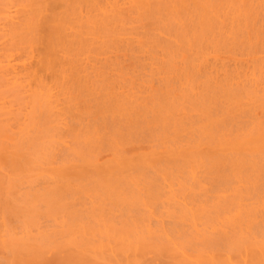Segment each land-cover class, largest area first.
Masks as SVG:
<instances>
[{
    "label": "rangeland",
    "instance_id": "obj_1",
    "mask_svg": "<svg viewBox=\"0 0 264 264\" xmlns=\"http://www.w3.org/2000/svg\"><path fill=\"white\" fill-rule=\"evenodd\" d=\"M18 1V2H17ZM36 1H37V3H36ZM46 1V2H45ZM57 1H59V2H57ZM81 0H79L78 1V3H77V0H74V1H70V0H50L49 2L47 1V0H39V2H38V0H0V22L2 21L1 20V17L5 14V10L4 9H7L9 6H11L12 4L14 5V9L15 8H17V9H15V11L13 12V13H15V14H17L18 16L21 14V16H19V18H16V20H15V25L16 26H14L13 25V23H9L7 26H5L4 28H2V24H0V62H1V66H2V62H4V61H2V60H6V62L5 63H3V65H6L5 67H0V108H1V111L0 112H2V113H5V114H0V128L1 129H3V128H5L6 129V131L7 132H3V131H0V143L1 144H3V143H5L3 146L0 144V156H4L5 157V159L4 158H2V160L4 159V161L5 162H7V157H9V155L11 156V154H13V156L16 154L17 155V153L18 152H20L18 155L19 156H21V158H24L25 160L27 159L29 162L31 161V160H33V159H31L30 160V158H33L32 157V155H36V154H38V152H39V150H38V152L37 153H35L34 154V152L37 150H35L34 148H35V146L34 145H36L37 146V144H38V141H40L41 143V145L40 144H38V149H40V148H42V147H44L45 145H46V143L45 142H43V141H48V143H47V145H50L52 142H53V140L55 141V142H57V143H55V144H57V145H59V143H58V141L60 140L59 138H60V136H63V138H64V136L66 137V139L65 140H67L68 142L70 141V143H74L75 144V146L77 145L76 143V139L75 140H72V138H74V137H72V136H74V135H77V137L78 136H86V135H88L87 137H90V138H92L94 135H95V133L97 134V135H95L94 137L96 138H92L91 140L93 141V139H95L93 142H97V141H99V140H101L104 136L106 137V136H108V139L109 140H107L105 137H104V139H102L101 141H99V142H97V144L100 146V144H101V146H102V150L100 149V147L97 145V144H95V143H93L92 141V143L90 144L89 143V146L88 145H86V146H84V149H88L87 151H89L88 153H90V155L93 153H95V155L97 156V155H99V153H101L100 155H99V157L97 156L96 158H95V155H93L92 154V156H94V160L96 161V162H98L97 163V165L96 166H92L91 167V171H90V173H91V175H87V177H89V181H91V178H93V177H91L92 175H93V171L95 170V172L97 171L100 175H101V177L102 176H104V172L105 173H107V172H111L112 173V168H114L115 167V170L117 169V167H118V169H119V163H120V158H119V155H117V153L116 152H118L119 153V151L120 150H122L123 149V151H121L123 154H125L127 157L129 156V158L131 157V159L133 160V162L135 163V160L136 159H138V160H136V162L138 163V161H141V160H139V159H142V161H148L149 160V158H150V160H152L151 162H153V163H150V165L151 166H154L153 167V169H152V167H147L148 166V164H149V162H147L145 165H147V166H145L144 167V169H143V166L141 167L140 166V164H138L140 167H141V169H140V167L138 168V165H136V163L135 164H133L132 166L133 167H135V165L137 166L136 167V169L138 168L139 170H144L142 173H141V171L139 172L138 171V169H137V171H136V169L135 168H132V169H127V170H130L129 172H131L132 174L130 175V173L128 172V171H126V169H121L120 168V171H122V170H124L123 172L124 173H126V174H124L123 176H121V174H123V173H121L118 169V171L117 172H115V170L113 169V173L111 174H107L108 175V177H109V175H112L113 177V179L112 178H110V179H108L107 180V178H106V180L108 181V184H111L110 186H111V188L114 190H112L111 189V193H109L110 192V188L108 189L106 186L108 185L106 182V180L104 179L105 177H102L103 179H104V186H105V184H106V186H105V189H103L104 187H102L101 185H103V183H101V177H100V175L97 173V178H95V179H98V177H100V181L98 182V180L96 181L95 180V182H94V178L92 179L93 180V182H92V185H94V189H96L92 194H91V192H90V195L88 194V192L89 191H87V189H88V187L86 186V183H85V187H87V188H84V187H82V189H80V186L82 185V184H80V183H83V182H85L86 180H88V178H86L85 177V175L84 174H82L81 176L83 177V175H84V177L86 178V179H82L83 180V182H80L79 183V180L77 181V183H76V178L77 179H81V178H78V177H76L75 175V179H69V181H67V179H66V181H64L65 180V178L67 177V176H72V175H68V174H70V173H72L73 174V172H74V169L77 171H79L80 169H83V167L82 168H79V169H77V168H73V171H72V169L71 168H69L70 169V171H72V172H70V173H68V170L69 169H67L66 171H65V173L67 174V176H65L64 175V173L62 174L61 173V171L59 170V168L57 167V165H61V163H62V161L64 162V161H66L65 159H67V156L69 157V159H67V161H74L73 162V164L74 163H76V164H78L79 165V163H81V161L80 160H82L83 159V157H82V155H79V154H77V153H74V155H73V153H72V158H70V154H68L69 152H67V150H68V148L69 147H72L74 144L72 143V144H69L67 141H65L64 143H63V145L65 144V143H67V144H65V145H67V146H61V144L59 145L60 147H56V145L54 144V146H55V148L53 147V146H45V148H46V150L47 149H49L48 150V153H47V151L46 150H44L43 149V151H45L47 154H48V156L49 157H51L52 155L54 156V159L51 161V159H49V158H47V159H49L48 161V163H49V167H46V166H48V163H45V164H47L46 166L44 165V162L43 161H46L45 160V158L44 159H42L41 158V156H42V154H41V156H40V153H42V150L40 149V152H39V154H38V158H40V159H42L41 161L43 162V163H38V162H40L39 160H37V159H35V161H36V163H37V165L38 164H40V165H43V166H40L39 168L42 170V168L44 167V169H46V168H51V171H52V173L54 172V173H56V175H57V179L58 180H56L55 178H52V179H49L48 177H49V175L48 176H45V177H47V179H48V181H51V182H48L47 180H46V178L44 179V175H47V174H45L47 171L48 172H51V171H49L48 169L46 170V172H45V170H43L42 171V173L41 174H39V173H37V172H39L38 171V169H37V176L35 175V174H33V176H32V180H34V179H37V180H35V182H36V184H34V182L32 183L31 181H30V183H29V181H25L24 179H26V178H28L29 176H30V173H33V172H35V170L32 172L30 169L31 168H34V167H32L31 166V163H33V162H35V161H31V163H30V173H29V175H27V173H26V175L24 176V177H26V178H24L23 179V181L21 180L22 178H23V176H20L21 177V181H22V183L25 185L26 183H28V185L26 184L25 185V187H23L24 185L22 184V183H19L20 182V180L17 178H15L14 177V175L12 174V171H14L15 170V168L17 167H14V165H18L19 166V168H21V167H23V171H24V173H25V171H27L28 172V170L26 169V168H29L28 167V164H26V166H24L25 165V160L24 159H21V161L20 160H17V162L16 163H18V164H12L13 165V167H14V170H13V168L11 169V164H10V162H12L13 161V159L14 158H17V159H19L20 157L17 155H15L16 157H13L12 159L10 158V162H9V167L10 168H8L7 169V167H8V165H7V163H6V166H5V162H1L0 161V242L1 243H3L2 245H0V264H9V260H11V262H13L15 259H16V255H19L20 254V252H18L17 253V249L19 248V247H21L20 245L22 244L23 245V243H25L26 241L27 242H34L35 241V239L36 240H38V239H40L41 237H47L48 235H50L51 234V237H58L61 233L63 234L64 232L66 233L67 231H65V230H69L70 229V226H75V224H76V219H78V218H75L74 217V214L73 213H78L79 211H77V209L78 210H80V209H83V210H80V214L78 213V215L77 216H79V217H81V211L83 212L85 209H86V211H88V212H85V213H89L90 212V214H88L89 216H86L85 215V217H92V216H90L93 212L94 213H96V214H94L93 213V215H95L94 216V218L92 217V219H94V221H97V223L96 222H94L91 218H88V219H83L84 218V216H82L83 218H81L82 219V222L83 221H85V222H87V223H85L84 222V224H87V226L88 225H90L89 227H101V225L102 224H104L103 225V227L106 225V227H109V225L110 226H112L113 224H116V225H114V228H118V227H122V230H127L126 229V224H127V228H128V230H134L133 228H132V226H129V224H130V222H132V217L135 215L136 217H133V219H135L134 221L136 222H134L136 225H138L137 224V221H139V222H141V220L139 219V220H136V219H138L139 217L140 218H143V217H141V215H144V214H148V213H150L151 211L153 212H151L150 214H151V216H152V218L150 219V214H148L147 215V217H145V222L142 220V222L143 223H146V225L149 223V225H150V222L153 224L152 226H154V228L152 229V226L150 227L151 229H150V231H152V230H155V231H153V233H155V232H157V234L158 233H160V231L162 232V229H159V228H164L165 230H163V233L165 232V233H168V234H171L172 235V232L171 231H173V230H175L176 231V233H174L173 235H177L178 237H179V239H181V241H183V242H185V243H187V246L189 245L190 247L192 246H195V245H200V244H205V242H206V240L209 238L210 240L209 241H211V238L214 236H216V234L214 235V234H210L211 236V238L210 237H208L206 240L205 239H203L204 238V232L202 231V229H204V228H202V225L201 224H198L199 226H201L200 227V229L198 228L199 226H196L197 224L193 221V219L192 218H189V216L190 217H192V215H193V212H194V210L196 211L197 210V208H198V204L199 205H201V207H202V205L204 204V206H206L205 208L204 207H202L203 209V211H202V213H201V211H199V213L198 214H196L195 212V214L193 215V216H196V215H198L199 217H202L203 215H204V213H207V211L208 212H210V210L212 209V205H214L215 203H217L218 201L220 202L221 200H219L220 198V196L222 195L223 197H222V200L224 201V199H228V198H230L229 196L227 197V192L224 194H222L221 192H223V191H217L218 193H220V196H218L217 195V193H216V190H217V188H219V186H217V185H220V183L218 184V182H222L223 180H221L222 178L221 177H219L218 175H222L223 173H222V169H225V170H223V171H226V172H224V174H223V176L224 175H226V177H227V174H225V173H227L228 171H230V172H232L231 171V169L230 168H233V167H230L229 168V165H230V162L229 161H227V160H230V161H232L230 158H232L231 156H233V158L234 159H238L239 157H238V155H242L243 154V152L244 151H242L241 153H235L234 151H232L231 153L232 154H228L227 155V151H226V149L223 147V146H220L219 147V150H218V146H216V152L218 153H216L213 149L215 148V146L214 145H217V144H215L214 143V145L212 144V142H214V141H212V136H211V133H208L209 131H207V130H205V128H204V126H203V123H202V118H203V116H200L201 117V121L198 119V117L199 116H197V118H196V114H198V115H202V108H203V105H202V103L203 102H200L199 100H203V98L205 97L204 96V94H203V96H202V94H199V93H201V92H204L202 89V91H199L200 90V87L201 86H203V84L201 85V83H202V81H200V76H197V78L199 79V80H196L197 78H195L194 77V73H193V68L194 67H192L191 66V56H190V54H191V52L193 51L194 52V50H189V51H186V52H182L183 54H181V55H183V56H181V55H179V56H181V58L179 59L178 57H176V58H173L174 59V61L175 62H173L172 60H170L169 61V59L171 58L172 59V57L171 56H165V57H163L161 54H159V53H154V54H152V55H154V56H150V55H144V54H141V53H138L137 52V50H136V47H137V45L135 44V43H127L126 44V47H113L114 46V44L115 43H117V42H111L112 40H110V41H108L109 39L108 38H105V37H100L99 39L97 38V41H98V43H96V45L95 46H92L91 47V45H89V42H91V40H88V38L87 37H89L88 36V33H87V28H83V26L85 27L86 26V24H85V20H88V17L90 16V17H92L91 15H93V14H96L97 12L94 10V7H93V3L96 1V0H89V2L91 3L92 2V4H90L89 2H88V0H83V1H85V3L83 2L82 4H79V3H81L80 2ZM4 2V3H3ZM14 2L16 3H18L17 4V7H16V5L14 4ZM41 2V5L39 4ZM45 2V3H44ZM51 2V3H50ZM9 3H11L10 5H8ZM20 3V4H19ZM49 3V4H48ZM67 3L68 4H72V5H67ZM75 3H77V5H74ZM4 4H7V5H5L4 6ZM53 6H52V5ZM65 5V6H62V5ZM84 4V5H83ZM90 5V6H88V5ZM126 4H127V6H126ZM32 5H34L33 6V9H31V7H32ZM57 7H55V6ZM61 5V6H60ZM67 5V6H66ZM80 5V6H79ZM49 6V7H48ZM72 6H74V7H72ZM28 7H30L29 9H28ZM41 7V8H40ZM63 7V8H62ZM81 7V8H80ZM124 7H125V14H126V18H127V20H128V22H130V23H128V26H134V27H137L138 29H140V27H142V28H144V29H140V30H145V29H149L150 27H152V25H151V23L149 22V20L148 21H146V19L145 18H143V19H138V18H136V15L133 13V10H132V7H131V5L129 4V3H125L124 4ZM47 8H49V9H47ZM50 8L52 9V10H50ZM65 8H66V10H65ZM80 8V9H79ZM86 8V9H85ZM91 8H93L92 10H91ZM130 8V9H129ZM22 9V10H21ZM54 9V10H53ZM56 9V10H55ZM69 9V10H68ZM70 9H72V10H70ZM77 10V12H78V14H79V12H80V14L78 15L77 13H73V11L74 10ZM128 9V10H127ZM32 10V11H31ZM33 10H34V12H33ZM47 10H49V11H47ZM64 10L66 11V13L64 12ZM126 10H127V12L129 11V14H127L126 13ZM132 10V11H131ZM23 11L24 12H27V13H25V14H23L22 15V13H23ZM54 13H53V12ZM81 11H83V12H81ZM95 11V12H94ZM22 12V13H21ZM31 12V13H30ZM50 12H52V13H50ZM69 12V13H68ZM86 12H88V13H86ZM89 12H91V13H89ZM70 13H72V14H70ZM84 13V14H83ZM51 14H52V17H51ZM63 14H64V18L66 19V17L65 16H67V15H70V16H67L68 18L70 17V18H72L73 16H74V20H75V22H73V19H69L70 21H72V22H70L69 20H68V22L66 23L67 25V30H65L64 29V31H65V33L67 34H65L64 36H66L65 38H63L64 39V41L61 43V44H59V45H55V43L53 42V40H54V38L52 37V32H53V27H54V25H55V23L57 22V18H58V20H60L59 22H62V20H61V16H63ZM74 14V15H73ZM87 16H86V15ZM262 14V13H261ZM58 15V16H57ZM130 15V16H129ZM47 16V17H46ZM54 16V17H53ZM79 16V18H77ZM82 16V17H81ZM133 16H134V18H133ZM28 17V18H27ZM31 17H33V18H31ZM48 17H49V19H51V20H49V22L51 21V23H49L48 22ZM51 17V18H50ZM20 18H23L24 19V22H23V19H20ZM36 18V19H35ZM43 18V19H42ZM56 20H55V19ZM63 18V19H64ZM132 18V19H131ZM30 19H32L31 21H30ZM34 19H35V21H34ZM78 19H79V22H78ZM261 18H259V21L261 22V20H260ZM20 20V21H19ZM44 20H45V22H47L48 24H50V25H48L47 23H45V25H43L44 23ZM47 20V21H46ZM137 21V23H136V21ZM56 21V22H55ZM64 21V20H63ZM83 21V22H82ZM139 21H140V23H139ZM20 24H19V23ZM66 22V21H65ZM64 22V23H65ZM149 24H148V23ZM77 23V24H76ZM133 23V24H132ZM18 24V25H17ZM32 24V25H31ZM70 24V25H69ZM80 24V25H79ZM136 26H135V25ZM149 26H148V25ZM260 23H258V25H259ZM29 25V26H28ZM47 25V26H46ZM80 27H79V26ZM140 25V26H139ZM11 26V27H10ZM14 26V27H13ZM24 26V27H23ZM26 26H27V28H26ZM40 26V27H39ZM41 26L42 27H44L45 29H43V28H41ZM48 26H50V27H48ZM148 26V27H147ZM20 27V28H19ZM36 27V28H35ZM39 27V28H38ZM70 27V28H69ZM74 27H75V29H74ZM147 27V28H146ZM258 27L259 26H255V28H254V26L252 27L253 28V30L251 29V26H249V28L247 29L248 31V35L247 36H250L251 38H252V41H254V39L256 40L257 38H256V36H258ZM19 28V29H18ZM51 28V29H50ZM48 29H50V30H48ZM257 29V30H256ZM250 30V31H249ZM25 31V32H24ZM27 31V32H26ZM46 31V32H45ZM52 31V32H51ZM69 31H72V32H70L69 33ZM75 31V32H74ZM77 31V32H76ZM47 32H49L50 33V35H49V33H47ZM28 33V34H27ZM32 33V34H31ZM73 33V34H72ZM252 34V35H251ZM49 35V36H48ZM77 35V36H76ZM79 35H83V36H80V37H78ZM49 37V38H48ZM73 37H74V39H73ZM84 37V38H83ZM86 37V38H85ZM44 38H46V39H44ZM53 38V39H52ZM68 39H70V40H68ZM76 39H77V41H76ZM83 39H85L87 42H88V47H87V45H86V47L85 46H82L83 44L82 43H79V42H82L83 41ZM72 40H74V41H76V42H78V45H77V43L76 42H74V41H72ZM85 40L83 41V43L85 42ZM105 40L106 41H108V43L110 42L112 45V47H111V49H108V45L109 44H106V43H104L105 42ZM70 41V42H69ZM47 43V47L45 46V43ZM52 42L54 43V44H52ZM73 42V43H72ZM48 43H49V45L50 46H48ZM100 43H102V44H100ZM13 44H15V45H13ZM31 44V45H30ZM102 45L103 47H104V50H106L105 52H104V50H103V47H102V49H100V47L98 46V45ZM105 44V45H104ZM248 44V43H247ZM54 45V46H53ZM78 47H77V46ZM117 45V44H116ZM115 45V46H116ZM134 45H136V47L134 46ZM44 46V47H43ZM77 48V50H76V48ZM43 47V48H42ZM48 47H49V49L51 50L53 47V51L51 50H48ZM52 47V48H51ZM56 47V48H55ZM62 49H61V48ZM90 47V49H88ZM93 47H95L93 50L94 51H92V48ZM98 47V48H97ZM132 49H131V48ZM244 48H245V45L243 46ZM242 47V48H243ZM42 48V49H41ZM44 48H45V50H44ZM57 48H59V50L57 49ZM73 48H75V49H73ZM83 48V49H82ZM87 48V49H86ZM110 48V47H109ZM133 48H134V52L132 51L133 50ZM138 48V47H137ZM88 50V51H84L83 52V50ZM116 49V50H115ZM118 49H119V51H118ZM226 49L227 48H223L222 49V51H220V50H218V51H216V52H214V54H213V52H211L210 54V56H207L208 57V59L210 60H212V61H215V60H217L218 62H225V60L227 59V58H229V59H233L234 61H228L229 59H227V61L225 62V63H227V64H229V63H232V65L231 66H233L234 67V63H236L237 62V60H236V58L237 59H240V60H245L244 62H246V64L247 65H252V63H253V60H255L256 58H257V56H255L254 58H252V57H250V56H248V55H246L247 57H245V55H239V54H236V55H234L233 54V52H231L230 51V49H227V51H226ZM33 50V52H29V51H32ZM61 50V51H60ZM65 51V52H68V53H65V52H63V51ZM73 50V54L72 53H70V51H72ZM99 50V51H98ZM109 50V51H108ZM136 50V51H135ZM50 51V52H49ZM55 51H60L59 53L58 52H56V53H58V54H56V53H54ZM108 51V52H107ZM121 51V52H120ZM195 51H196V49H195ZM223 51H225V52H223ZM8 52V53H7ZM9 52H11L10 54H9ZM51 52H53L55 55H57V58L59 59L58 60V64H61V65H57V59L55 60L54 59V63L53 64H51V65H47L46 66V63H45V61H42V60H40L41 58L44 60V56L46 55V53H51ZM107 52V53H106ZM110 52V53H109ZM115 52V53H114ZM221 52V53H220ZM5 53V54H4ZM33 53V54H32ZM72 54V55H70V54ZM89 53H91L90 54V58L89 57H87L88 55H89ZM117 53V54H116ZM119 53V54H118ZM127 54L128 56H129V54H131V55H134V57L133 56H130V57H128L127 55H122V54ZM129 53V54H128ZM227 53H229V54H227ZM11 54H12V57H11ZM13 54H15L14 55V57L17 59H15V61H14V58H13ZM45 54V55H44ZM67 55L68 54V56L70 57V56H73V57H70V58H74L73 60H70V58H69V60L68 61H66V62H68V64L66 63V62H64L66 59H64V58H68V56H65V55ZM78 54V55H77ZM84 54V55H83ZM85 54H87V55H85ZM93 54L94 55H96V57L95 56H93ZM189 54V55H188ZM225 54V55H224ZM4 55V56H3ZM5 55L7 56V57H11L10 59L12 60V61H14V62H12L10 59H9V61L8 62H10V64H12L13 66H8V62H7V60H8V58L7 57H5ZM9 55V56H8ZM33 55V56H32ZM44 55V56H43ZM54 55V58H56V56ZM64 55V57L62 58V56ZM82 55V56H81ZM116 55H117V57H116ZM118 55H119V57H118ZM122 55V57H120ZM138 55V57L140 58V60H139V58H137L136 56ZM139 55H141V56H139ZM143 55V56H142ZM185 55V56H184ZM209 55V54H208ZM215 55V56H214ZM219 55V56H218ZM238 55V56H237ZM2 56V57H1ZM76 56H78L77 58H76ZM84 56V57H83ZM86 56V57H85ZM110 56V58H108L107 59V57H109ZM111 56H113V57H111ZM125 56V57H124ZM154 57L153 59H155V60H152L150 57ZM213 56V57H212ZM240 56H242V57H240ZM60 57V58H59ZM104 58V59H101V58ZM136 57V58H135ZM142 57V58H141ZM145 57V58H144ZM155 57H157V60H159L160 58H161V62H156L157 60H156V58ZM184 57V58H183ZM216 57V58H215ZM218 57H220V61L218 60L219 58ZM243 57H245V58H243ZM248 57H250V59L248 58ZM27 58V59H26ZM75 58L78 60V61H76L75 60ZM83 58H85V61H84V59ZM89 58V60H87V59ZM114 58H116L115 60H114ZM117 58H120V59H117ZM121 58L123 59V60H121ZM145 60H144V59ZM164 58V59H163ZM169 58V59H168ZM189 60V61H186L187 59ZM213 58V59H212ZM223 58V59H222ZM225 58V59H224ZM235 58V59H234ZM252 58V59H251ZM62 59V60H61ZM64 59V60H63ZM97 59H99V60H97ZM105 59H107V62H106V60ZM136 59H138V61L136 60ZM147 59H150V60H147ZM176 59V60H175ZM179 59V63L177 62V60ZM184 59V60H183ZM186 59V60H185ZM95 60V61H94ZM115 61V62H113V61ZM119 60V61H118ZM142 60L144 61V62H142ZM147 60V61H146ZM183 62H182V61ZM236 60V61H235ZM248 60H250V62L252 61V63H250ZM21 61H26V62H28V65H26L27 63L26 62H21ZM56 61V62H55ZM62 61V62H61ZM102 63H101V62ZM103 61H104V63H103ZM135 61H137L136 63H134ZM166 61H168V63L166 62ZM184 61H186L185 63H184ZM18 62H20V64L18 65V66H20V70L18 69L19 67L17 66V63ZM34 62V63H33ZM38 62V63H37ZM44 62V63H43ZM90 62H91V64H90ZM93 62V63H92ZM117 62V63H116ZM140 62V63H139ZM149 64H148V63ZM151 62V63H150ZM156 62V63H155ZM170 62V63H169ZM14 63V64H13ZM34 65H33V64ZM40 63H41V65H43L42 67L44 68L45 67V71L44 70H42V67H41V65H40ZM56 63V64H55ZM81 63H82V65H81ZM120 63V64H119ZM184 63V64H183ZM9 64V65H10ZM16 64V65H15ZM23 65V67H22V65ZM81 66H80V65ZM88 64V65H87ZM93 64V65H92ZM106 65V66H109L108 68L106 67V68H104L103 66H101V70H100V68H98V65ZM108 64V65H107ZM116 64V65H115ZM122 64V65H121ZM123 64H125V65H123ZM132 64V65H131ZM134 64L137 66H135V70H134V68H133V66H134ZM139 64V65H138ZM141 64V65H140ZM146 64V65H145ZM169 64V65H168ZM182 64V65H181ZM24 65H26V66H24ZM55 65H57L56 67H55ZM74 65V66H73ZM78 65V66H77ZM87 65V66H86ZM90 65V66H89ZM95 65H97V66H95ZM100 65H99V67H100ZM147 65H149V66H147ZM171 65V66H170ZM250 65V66H251ZM54 66V67H53ZM64 67V69L62 68V67ZM91 67L90 68V70H86L87 69V67ZM114 66H115V68L116 69H114ZM117 66H118V68H117ZM140 66V67H139ZM145 66V67H144ZM152 66V67H151ZM176 66H179V67H176ZM182 66V67H181ZM187 67V69H186V67ZM6 67H10L12 70L14 69L15 71V75H16V73H17V75L15 76V77H13L12 75H14L13 74V72L12 73H6V71L5 72H3L2 70H7V68ZM25 67H26V69H25ZM59 67H61V68H59ZM75 67H77V68H75ZM83 69H82V68ZM89 67H88V69H89ZM99 69H97V68ZM102 67H103V69H102ZM112 67V68H111ZM126 67V68H125ZM131 67V68H130ZM141 67H143V68H141ZM150 69H153V70H151L150 72H149V68ZM173 69V70H175L174 68H176V70L175 71H177L180 67L182 68V69H179V72L177 71V72H173V73H175V74H173L172 72V75L170 76V74L171 73H168V72H170L171 71V68ZM16 68H17V70H16ZM50 68H53V69H50ZM79 68V69H78ZM95 70H94V69ZM124 70H123V69ZM133 68V69H132ZM140 68L141 69H143V71H141L140 70ZM156 69V71H155V69ZM169 68V69H168ZM190 68V69H189ZM191 68H192V70H191ZM58 69V70H57ZM76 69V70H75ZM118 69V70H117ZM127 69V70H126ZM163 69L167 72H164L163 71ZM184 69V70H183ZM57 70V71H56ZM63 70V71H62ZM78 70L79 71H82V74H79V73H81V72H78ZM108 70V71H107ZM187 70H188V72H187ZM10 71V70H9ZM44 71V72H43ZM77 71V72H76ZM87 71H91V72H87ZM113 71H115V72H113ZM141 71V72H140ZM153 71H154V73L156 72L157 73V75L155 76V74L153 73ZM162 71V72H161ZM191 71V72H190ZM84 72V73H83ZM94 74H93V73ZM104 72L106 73H108V75L106 74V75H104ZM113 72V73H112ZM130 72V73H129ZM134 72H135V74H134ZM162 74H161V73ZM53 73L55 74V75H53ZM59 73V74H58ZM67 73V74H66ZM76 73V74H75ZM89 73V74H88ZM91 73V74H90ZM99 73V74H98ZM137 73H139V74H137ZM143 73V74H142ZM144 73H146L148 76H150L149 74L151 73V75H153L154 74V81H153V76L151 77H148L147 78V76H144ZM178 73H182L181 74V76L183 77V75L185 76V77H183L184 78V81L186 80V82H188V80H189V82H190V80L192 81V86H190L191 85V82L189 83V85H188V83H186V82H183L182 80H181V76L178 74ZM184 73V74H183ZM188 75H187V74ZM191 73H192V75H191ZM5 74L8 76H5ZM12 74V75H11ZM22 74H24V75H26V77L24 76H22ZM45 74V75H44ZM61 74H63L62 76H61ZM85 74H87L86 76H85ZM110 74V75H109ZM121 74L123 75V77L121 76ZM145 74V75H146ZM160 74V75H159ZM167 76H165V75ZM169 75V77H168V75ZM177 74L179 75V77L177 76ZM59 77H58V76ZM68 75V76H67ZM84 75V76H83ZM91 75V76H90ZM93 75H95V76H93ZM125 75V76H124ZM135 75H138L139 76V78H140V75H142V76H144L145 78H144V81H143V79L141 80H139V79H137V77L135 76ZM159 75V76H158ZM3 78H2V77ZM9 76H11V77H9ZM57 76V77H56ZM67 76V77H66ZM89 76V77H88ZM106 76H110V78L109 77H106ZM126 76L128 77V78H126ZM130 76V77H129ZM141 76V78H143ZM164 76H165V78L167 79V78H171V77H174L175 78V80L173 79V78H171V81H170V83L168 84L172 89L170 90V88H169V86L168 87H166V85L167 84H165L166 82H168L169 80H165L164 79ZM176 76V77H175ZM187 76H190V78L188 77V78H186ZM37 77H39V79H37ZM48 77V78H47ZM92 77V78H91ZM94 77H95V79H94ZM116 77V78H115ZM131 77H133V78H131ZM158 78L157 79V81H156V79L155 78ZM159 77H161V78H159ZM192 77H194L193 79H192ZM10 78V80H8ZM14 78V79H13ZM17 78V79H16ZM54 78V79H53ZM56 78H58V79H56ZM68 78V79H67ZM113 79V80H111V81H109L110 79ZM130 78V79H129ZM146 78H147V80L149 79V82H147L146 81ZM150 78H151V80H152V82L150 81ZM165 80H163V79ZM178 78H180V81H182V82H180L179 80V82L180 83H178V81H177V79ZM5 81H4V80ZM22 79V80H21ZM24 79V80H23ZM39 81L40 80V82H38L37 80ZM41 79L44 81V82H47L50 86H51V84H52V86L50 87L49 85V88L48 87H46V86H44V89H47V90H50L51 89V91H52V93L56 96L54 99H56L57 98V96H59L58 94H60L61 96L62 95H64V96H60V98L58 99L60 102H61V104H58L59 102H57V100H56V103H54L55 105H58L57 107H59V106H61V108L59 109V111H62L61 109H63V107L64 108H66V109H63V111L65 110V112H63V113H67V111H68V113L67 114H63L62 112H57V107H55V108H53V109H51V111H53L54 112V114H53V112H51V111H49L50 110V108H47L48 107V105H47V107H45L44 105H42V98L40 97L39 98V93L40 92H42V91H44V89L42 88V89H40V86L38 85V84H40L41 83ZM53 79V80H52ZM67 79V81H65ZM76 79H78V80H76ZM91 81H90V80ZM99 79H101L102 81H104V83L101 81V84L104 86V84L106 83L107 84V86H106V84H105V86L108 88V90H107V92H106V88H105V86L103 87V89H102V87H101V85L100 84H98L99 82ZM106 79H107V81H106ZM123 79V80H122ZM172 79H173V83H172ZM13 80V81H12ZM16 80H19V84L16 82ZM22 81V83L24 84H22V85H20V82ZM52 80V82H49V81H51ZM56 80V81H55ZM57 80H59L58 82H57ZM86 80H89V81H86ZM96 80H98V81H96ZM122 81L123 82V84L121 83V82H117V81ZM126 80H128L129 82L131 81V83L129 84V82L127 81V84H125V82H126ZM161 80H163V81H161ZM194 80V81H193ZM24 81V82H23ZM36 81V82H35ZM94 81H96L97 83H95ZM116 81V82H115ZM136 81V82H135ZM156 81V82H155ZM158 81H161V82H159L158 83V85H157V82ZM198 81H200L199 83H198ZM13 82H15V83H17V84H15V83H13ZM44 82H42L41 84H43ZM68 82V83H67ZM76 82V83H75ZM90 82V83H89ZM114 82H115V84H114ZM140 82V83H139ZM143 82V83H142ZM174 82H177V85L174 83ZM27 83V84H26ZM46 83V84H47ZM55 83V84H54ZM57 83H60V84H57ZM67 83V84H66ZM69 83H75V85H73V84H69ZM80 83V85H78V84ZM95 83V84H94ZM111 83V84H110ZM114 85H113V84ZM135 83H138L137 84V86H136V84ZM146 83V84H145ZM163 83V85H161V87L162 86H164L165 85V87L166 88H169V89H167L168 91H166V89L165 88H163V90H165V91H163L162 90V88H160V86H159V84H162ZM182 83V85H184V87H180L179 88V85ZM40 84V85H41ZM45 84V83H44ZM43 84V85H44ZM45 84V85H46ZM61 84H63V86H61ZM77 84V85H76ZM81 84H82V86H81ZM117 84V85H116ZM121 84V85H120ZM133 84V86H130V85H132ZM142 84H144L145 86L146 85H148L147 87H148V90H150V92H151V89H152V93L153 94H155L156 93V91H157V94H163V96L162 97H160V96H154L152 93H148V90L146 89V87L144 86V85H142ZM171 84V85H170ZM179 84V85H178ZM188 86H190V87H192L190 90H189V87L187 88V85ZM198 84H200V85H198ZM73 85V86H72ZM100 85V86H99ZM172 85H175V86H172ZM234 85H235V83H234ZM234 85H233V87H234ZM238 85L239 84H236L235 85V87H234V91H235V88H236V86L238 87ZM17 86H18V88H17ZM42 86V85H41ZM54 86H56V89H55V87ZM60 86V87H59ZM76 86V87H75ZM77 86H78V88H77ZM81 86V87H80ZM84 86V87H83ZM91 88H90V87ZM136 86V87H135ZM143 88H145V89H143ZM152 86V87H151ZM179 89H181V90H183V92H184V90H185V92L184 93H182L181 94V92L180 91H176L178 88ZM52 87H54V88H52ZM99 87V88H98ZM119 87V88H118ZM124 87V88H123ZM128 87V88H127ZM130 87V88H129ZM131 87H133V88H131ZM139 89H138V88ZM141 87V88H140ZM174 87V88H173ZM176 87V88H175ZM196 87V88H195ZM240 87V86H239ZM238 87V88H239ZM57 88H61L59 91H58V89ZM72 88H74L73 90H72ZM75 88H76V92L74 91L75 90ZM85 88H86V91H85ZM95 88V89H94ZM97 88H98V90H97ZM111 88H114V89H111ZM120 88H122L121 90H119ZM137 88V89H136ZM154 88V89H153ZM199 88V89H198ZM201 88H203V87H201ZM221 88V87H220ZM220 88H217L216 90H215V92H216V94H219V93H217V91L220 89ZM262 88V87H261ZM261 88H259V90H258V92H257V96H256V102H254L255 101V99L254 100H252V99H249V98H247V97H244V96H242V95H239L240 97H237L235 94H237L239 91L238 90H240V88L239 89H237V91H235V92H237V93H235V94H233V96H232V98H231V100H229L228 99V97L227 96H225L224 95V93H223V95L225 96V97H223L222 96V94H219L218 96H216V98L214 97V95H212L214 92H211V91H209L208 92V96L206 95V97L205 98H207L206 99V102H207V100L209 101V103L211 102V107L213 106L212 104H214V106H213V108L212 109H214L213 111H222V113L224 114V116H225V118L227 119H225L224 118V116H223V114L222 113H220L222 116H223V127H225V134H226V136H227V138H229V140H234L236 137H237V134H239V132L240 133H242V130L243 131H245V130H247L246 128V124H247V120H252V124L250 123V122H248V125H250V126H248V129L250 128V127H252V126H254V125H256V122L254 123L253 121H256L255 119L257 118V125L259 124L260 125V123L261 124H263V121H264V108H262V107H264V97L261 99V101H260V97L258 96L259 95V91L261 90ZM81 89H83V90H81ZM88 89V90H87ZM90 89V90H89ZM105 89V90H104ZM115 89H116V91H118V92H116L115 91ZM118 89V90H117ZM126 89V90H125ZM127 89H132V91L131 90H127ZM156 89H158L159 91H161V93L158 91V90H156ZM161 89V90H160ZM197 89H198V91H197ZM225 89V88H224ZM38 90H40L39 91V93H37L38 92ZM55 90V91H54ZM57 90V91H56ZM70 90H72V91H70ZM80 90V91H79ZM105 92H104V91ZM139 90V91H138ZM141 90H144L143 91V93H142V91ZM172 90H175L176 91V93H174L175 91H172ZM191 91L192 90V95L191 96H194V102L192 101H190V98L191 97H188L187 95L188 94H191V92H189V91ZM195 92H198V94L197 93H195ZM63 92V94L62 93H59V92ZM69 91V92H68ZM79 93H78V92ZM91 91V92H90ZM101 91V92H100ZM102 91L104 92V93H102ZM120 91H124V92H121V93H119ZM128 91V92H127ZM129 91H131V92H129ZM141 91V92H140ZM172 91V92H171ZM221 91V90H220ZM262 92H264V89L262 88V90H261ZM35 92L37 93L36 95H38V97L36 98L35 96ZM83 92V93H82ZM114 92H116V93H114ZM136 92V93H135ZM137 92H140V93H137ZM146 92H147V94H146ZM155 92V93H154ZM159 92V93H158ZM163 92H167V93H169V95H170V97L172 98V96L174 97V95H171V93H173V94H176L175 95V97L174 98H179V99H177L180 103V106H182V111H180L178 114H180V115H178L174 110V112H173V115H175V119L170 115V113H168V116L167 115H164V113L166 114V112H165V110H168V108L166 109H164V113H163V109H161L162 111H159V106L160 105H162V103L163 102H165L163 99L164 98H168L169 96H168V94H166V97H164V94L165 93H163ZM222 92H223V90H222ZM34 93V94H33ZM65 93V94H64ZM97 93V94H96ZM105 93H107V94H105ZM129 93V94H128ZM134 93H135V95H134ZM179 93V94H178ZM57 94V95H56ZM67 94V95H66ZM84 94H86L87 95V97H86V95L83 97H81L80 95H84ZM93 94V95H92ZM109 94V95H108ZM113 94V95H112ZM123 95L124 97H125V95H126V99L128 100V99H130L131 100V102L129 103V105L131 104V105H134L135 104V106H136V101L137 100H134V99H136V97L135 96H137V99L138 98H140V96H141V100H139L138 102H137V107H139L140 108V104L139 103H141L142 105H141V108L138 110H136V108L135 109H133L134 107L132 106H130V108H129V106H128V102L126 103L127 105H125L128 109H126V108H123L122 106L120 107V105H121V103L122 102H118L117 101V97L118 98H120V99H122V100H124L125 98L123 97V96H119V95ZM125 94V95H124ZM130 94H133V96L131 95L130 96ZM138 94V95H137ZM157 94H155V95H157ZM161 94V95H162ZM196 94V95H195ZM215 94V93H214ZM261 94L262 93H260V96H261ZM25 95H27V96H25ZM29 95H31L32 97H30ZM73 95H75L74 97H73ZM79 95V96H78ZM102 95H104V96H102ZM108 95V96H107ZM140 95V96H139ZM145 95V96H144ZM151 95V96H150ZM198 95H200L202 98L200 99V96L199 97H197ZM210 95H212V98H211V96ZM23 96H25V97H23ZM77 96L79 97V98H77ZM107 96V97H106ZM153 96H154V98H153ZM209 96H210V98H209ZM262 96H264V93L262 94ZM67 97H68V100H67ZM74 98L73 100L72 99H70V98ZM104 97V98H103ZM133 97V98H132ZM148 97V98H147ZM152 97V99L154 100H152V99H150V98ZM161 99V103H160V105L158 106V104H159V102H160V99ZM164 97V98H163ZM169 97V98H170ZM183 97H184V99H183ZM219 97V98H218ZM221 97V98H220ZM257 97H258V100H257ZM62 98H63V100H65V101H63L62 100ZM65 98V99H64ZM91 98V99H90ZM92 98H93V100H92ZM143 98H147L145 101H144V99ZM186 98H188L189 100H188V102H191V103H188L187 102V100H186ZM196 98H199V100H197ZM209 98V99H208ZM226 98V99H225ZM37 100V101H35V100ZM79 99H80V102L81 103H79ZM83 99L85 100V103H83L82 101H83ZM89 99V100H88ZM108 99V100H107ZM110 99H112V100H110ZM125 99V100H126ZM132 99L135 101V103H134V101L132 102ZM150 99V100H149ZM159 100V101H157V100ZM165 99V100H166ZM192 100H193V97L191 98ZM40 100V101H39ZM70 100H72V101H74V102H70ZM104 100V101H103ZM124 100V101H125ZM143 100V101H142ZM149 100V101H148ZM168 100V99H167ZM170 100H172V99H170ZM169 100V102H167L168 103V105H166V107H171L172 109H173V106H171V105H169V103H171V101ZM185 102H184V101ZM220 100H221V103H222V105L221 104H219V107H220V105H221V107L222 108H224V110L220 107V110H219V107H218V103H220ZM225 100V101H224ZM233 100H234V102H233ZM5 103H4V102ZM29 101H31V103H30V105H29ZM90 101V102H89ZM92 101V102H91ZM109 101V102H108ZM129 101V100H128ZM146 101H148V103L150 104V101H153L152 103H155V104H152L151 103V105H152V108H153V113L151 112L152 110V108L150 107L151 105H147L145 102ZM158 102V104H157V102ZM183 101V102H182ZM201 103V105H200V103ZM224 101V102H223ZM231 101V102H230ZM238 101L239 102H241L240 104L238 103ZM40 102H41V104H40ZM104 102V103H103ZM144 102V103H143ZM188 103V104H184V103ZM217 103V105L215 106V103ZM233 102V103H232ZM249 102V103H248ZM65 103V104H64ZM69 103H72V104H69ZM76 103H79V105L78 104H76ZM87 103V104H86ZM98 103H99V105H102V106H99V107H97L98 106ZM102 103V104H101ZM108 103H110L109 104V106H110V108H109V106L107 105ZM113 103V104H112ZM134 103V104H133ZM166 103V104H167ZM181 103H183L182 105H181ZM193 103V104H192ZM208 103V104H209ZM244 103H245V105H244ZM253 103H254V105H253ZM260 103V104H259ZM3 104H4V107L6 108H4L3 107ZM33 104H35V105H33ZM40 104V105H39ZM46 104V103H45ZM63 104V105H62ZM81 104V105H80ZM116 104V105H115ZM119 104V105H118ZM144 104V105H143ZM230 106H229V105ZM259 104V105H258ZM263 104V105H262ZM42 105V106H41ZM73 105V107H74V109L77 107L78 109H75L74 110V112H72L73 111V108H70L69 106H72ZM75 105H78V106H75ZM91 105V106H90ZM106 105V106H105ZM113 105H115V106H113ZM147 105V106H146ZM154 105V106H153ZM164 105V104H163ZM186 105H189V108L187 109V106ZM194 105V106H193ZM235 105H236V107L238 108V110L236 109V108H234L235 107ZM239 105V106H238ZM243 105V106H242ZM252 105V106H251ZM258 105V106H257ZM33 106V107H32ZM66 106V107H65ZM68 106V107H67ZM83 106V107H82ZM108 106V107H107ZM113 106V107H112ZM144 106V107H143ZM146 106V107H145ZM251 106V107H250ZM254 106V107H253ZM3 107V108H2ZM24 107V108H23ZM26 107V108H25ZM103 107V108H102ZM105 107V108H104ZM111 107H112V109H111ZM115 107V108H114ZM150 108V110L151 111H148L149 110V108ZM160 107H162V106H160ZM164 107V106H163ZM192 107H194L192 110H194V109H196V111L194 112H192V110H190ZM215 107V108H214ZM217 107V108H216ZM234 108V110H233V108ZM241 107V108H240ZM243 107V108H242ZM257 107H259V108H257ZM262 109H261V108ZM7 108H8V110H7ZM37 108V109H36ZM47 109V111H49V113L45 110V109ZM99 108V110H97ZM102 108V109H101ZM107 108H108V111H107ZM119 108H122V109H119ZM144 108H148V109H144ZM198 108V109H197ZM229 108V109H228ZM254 108V109H253ZM2 109H5V110H2ZM33 109V110H32ZM46 111V112H44V110ZM56 109V110H55ZM68 109V110H67ZM101 109V110H100ZM117 109V111H115ZM120 111H119V110ZM123 109H124V111H123ZM126 109V110H125ZM133 109V110H132ZM147 110L149 113H143V111L144 110ZM216 109V110H215ZM235 109H236V111H235ZM258 109H261V110H258ZM7 110V111H6ZM9 110H10V112H11V114H7V112L9 113ZM32 110V111H31ZM67 110V111H66ZM85 110L87 111V114H90L89 116V118H88V116H87V114H84L85 113ZM110 110V111H109ZM135 110V111H134ZM143 110V111H142ZM154 110L155 111H158V112H160V113H162L161 114V118H162V116H165V118L163 117L162 119H164V122H163V120H161L159 117H158V119H157V117L155 116L154 117ZM198 110H200L199 112H198ZM6 111V112H5ZM77 111V112H76ZM102 111V112H101ZM107 113H106V112ZM111 111H114V112H116V113H114V112H111ZM137 111H138V113L140 112L141 114H137V115H132V114H136L137 113ZM172 111V110H171ZM170 111V112H171ZM178 111V110H177ZM185 111L186 112H188V113H185ZM220 111V112H221ZM235 111V112H234ZM252 111V112H251ZM259 111V112H258ZM24 112H25V114H24ZM32 112H34V114L32 113ZM69 112H72V114H70ZM80 112H82L81 113V115L80 114H77L78 116H84V118H85V115H86V118H87V120L86 119H82V120H84V121H79V119L78 118H82V117H78L77 118V115H76V117H74V115L73 114H75V113H80ZM91 112V113H90ZM96 112V113H95ZM110 112V113H109ZM130 112V115L131 116H129L128 117V113ZM132 112H134V113H132ZM168 112V111H167ZM192 112V113H191ZM256 113L255 114V116H257V117H253V118H251L252 117V114H253V116H254V113ZM263 112V113H262ZM20 113H23V114H21L20 115ZM31 113V114H30ZM58 113V114H57ZM232 113V114H231ZM241 113V114H240ZM243 113V114H242ZM248 113H252L251 115L250 114H248ZM7 114V115H6ZM16 114V115H15ZM30 114V116H28ZM66 115L64 118H65V120L64 119H62L63 120V127H62V125H59L58 124V119L59 118H63V116L62 117H60V116H58V115ZM109 114V115H108ZM111 114H113V115H111ZM119 114V115H118ZM142 114L144 115V117H146L147 116V118H141L140 116H142ZM147 114H149V116L147 115ZM158 114V116L160 115L159 113H157ZM156 114V115H157ZM182 114H184V116L185 115H187V116H185V117H183V119H178V117L179 118H181V115ZM229 114H231V115H229ZM259 114H261L260 116H258ZM32 115V116H31ZM34 115V116H33ZM55 117H54V116ZM105 117H104V116ZM123 115V116H122ZM138 115H140V116H138ZM146 115V116H145ZM175 120V121H177V119L178 120H180V123L182 122V124H183V126H182V124H181V128H179L178 126L180 125V124H178L179 122H176L175 123V121L171 118V121H169L170 120V116ZM176 115H178L177 117H176ZM192 116L193 115V118L194 119H192V121H194L195 119V121L194 122H196V121H198L199 123H196V124H194V123H192L191 122V120L189 121V122H186L185 123V121H187L188 119H191V117L190 116ZM242 115V116H241ZM249 115V116H248ZM18 118H17V117ZM52 116V118H50ZM58 118H57V117ZM101 116H103L102 118H103V120L100 118ZM109 116H111V117H113L112 118V121L114 122H112L111 121V119H110V117ZM137 116L138 118H136L135 119V117ZM166 116L168 117V118H166ZM227 116H229V117H227ZM232 116H233V118H232ZM236 116V117H235ZM243 116H245V117H247V118H244ZM10 117V118H9ZM31 117L33 118V119H31ZM122 118V119H120V120H118L119 118ZM128 117V118H127ZM132 117V118H131ZM150 117V118H149ZM230 117L232 118V120L230 119ZM238 117H240L239 119H237ZM242 117V118H241ZM30 118V119H29ZM57 118V119H56ZM67 118V119H66ZM149 118V119H148ZM235 118H236V120H235ZM20 119V120H19ZM115 119H116V121H115ZM124 119H125V122H124ZM130 119V120H129ZM131 119H132V121H131ZM142 119V120H141ZM148 119V120H147ZM159 119L163 122H159ZM167 119V121H165ZM169 119V120H168ZM234 119V120H233ZM32 120H35V121H32ZM49 120H54L53 122H50ZM58 120V121H57ZM77 120H78V125H77ZM109 121V124H111V125H109L108 124V121ZM135 120H136V122H135ZM143 120H144V122L145 121H147L146 123H147V125H148V127L144 124V123H142L143 122ZM227 121V126H229V124H231V122H232V126L230 127H228L227 128V126L225 125V123H226V121ZM231 120V121H230ZM241 123V125H240V128L242 127V129H239V126H238V121ZM241 120H243V122L241 121ZM244 120H246L247 122H246V124H245V122H244ZM259 120V121H258ZM47 121H49V122H47ZM101 121V122H100ZM105 121V123H107V124H104L103 122ZM119 121V122H118ZM121 121V122H120ZM129 121V122H128ZM150 121H151V123H150ZM153 121L156 123H153ZM169 121V122H168ZM174 121V122H173ZM228 121H229V123H228ZM237 121V122H236ZM68 122V123H67ZM81 122V123H80ZM84 122V123H83ZM111 122V123H110ZM115 122H116V124H115ZM135 122V123H134ZM139 124H138V123ZM159 122V123H158ZM170 122L171 123H174L175 124V126L176 127H174V125L173 124H171V125H173V126H171L170 125ZM32 123H33V126H31L32 125ZM51 123V124H50ZM55 123H57V124H55ZM64 123L66 124L65 126H64ZM85 123H87V125H82V124H85ZM89 123L91 124L90 125V127L92 128V125H96V126H94V127H97V128H94V129H96V130H94V129H92L93 131H95V133L93 134L92 132V130H91V128L89 127ZM114 125H113V124ZM118 123H119V125L120 126H122L123 127V129H122V127H116L117 125H118ZM133 123V124H132ZM160 123L161 124H164V123H166V124H168L169 123V125H168V127L170 128H167L166 126V129H168V130H170V132H172V133H167L168 135L167 136H169L170 134L172 135L173 133H174V135H172V136H170V137H166V135H165V137L163 136H161V134L159 133V131H163V130H166L165 129V127H164V129L162 128L163 127V125H160ZM190 124V125H193V126H188V125H186V124ZM239 123V124H240ZM245 124L244 125V127H243V124ZM250 123V124H249ZM3 124V125H2ZM62 124V123H61ZM81 124V125H80ZM102 124H103V126L105 125V129H106V131H104L103 130V127L102 128H100V125L102 126ZM127 125V124H130L134 129H132L129 125H127V126H125V125ZM134 124H138V125H140L141 126V128L140 127H137L136 126V128H137V130H135V126H134ZM143 124H144V126H143ZM154 124V125H153ZM198 124V125H197ZM234 124V125H233ZM76 125V127H78V128H76V129H74V126ZM124 125V126H123ZM161 126V128L163 129H159V131H158V127L157 126ZM184 125H186V127L187 128H184V131L183 130H181L183 127H184ZM197 125V126H196ZM199 125H201V128H199L198 126ZM3 126V127H2ZM49 126V127H48ZM54 127V132H52L51 131V128L53 129V127ZM85 126V127H84ZM88 126V127H87ZM112 126V127H111ZM114 126H115V128H114ZM129 126V127H128ZM146 126V127H145ZM152 126H153V128L155 129L156 128V130H157V132L159 133H157L156 132V130H154L153 128H152ZM26 127H27V129H26ZM48 127V128H47ZM60 128V129H63V130H61V131H56L57 129L56 128ZM80 127V128H79ZM143 127H145V128H143ZM155 131H153V130H151V128ZM174 129H176V128H179V129H176V130H174ZM234 127H237L236 129H233ZM38 128V129H37ZM73 128V129H72ZM83 128H85L84 129V131L86 130L87 132H88V129H90L91 130V133L93 134H91V133H87L86 131L83 133V132H81V130H83ZM111 128H114V131L112 132V130H111ZM120 129V132L118 133V131L117 130H119ZM126 128H128V129H130V130H128V129H126ZM144 129V131H142V132H140L141 130H143ZM146 128H149L150 129V131L148 130V129H146ZM189 128V129H188ZM196 128H198L197 129V131H199L200 130V133L201 134H198V132H196V130H194V129H196ZM217 128H221V127H217ZM230 128L231 129H233L232 131L230 130ZM10 129V130H9ZM42 129L44 130V129H46V130H44L45 131V133L43 134V132H42ZM48 129H50V130H48ZM60 129H58V130H60ZM101 129V130H100ZM124 129L126 130V132H124ZM141 129V130H140ZM185 129H188V130H185ZM203 129L207 132H205V134H204V131H203ZM238 129V130H237ZM14 132V133H9V132H12V131ZM38 130H39V132H38ZM69 130H72L73 131V133H72V131H69ZM97 130H100V131H97ZM145 130H146V134L147 135H145ZM148 130V131H147ZM181 130V131H180ZM214 130H216V132L215 131H213V132H215V137L217 136L216 134L218 133V131L219 130H217L216 128L214 129ZM228 130V131H227ZM234 130H237L238 132H236V131H234ZM241 130V131H240ZM9 131V132H8ZM36 131V132H35ZM49 131H51V132H49ZM77 131V132H76ZM79 131V132H78ZM112 133H111V132ZM133 131V132H132ZM134 131H135V134L137 135V136H139V137H141V136H145V139H147V138H149V136H151L153 133H155V134H153V136H151L150 137V140H151V138H152V143L150 144L149 143V141H147V140H145L144 139V137H143V139L142 138H140V139H136V138H134L133 137V135H134ZM137 131H139L138 132V134L136 133ZM152 131H153V133H152ZM179 133H178V132ZM230 131V132H229ZM1 132L3 133V135L1 134ZM35 132V133H34ZM41 132H42V136H41V138H40V135H41ZM47 132V133H46ZM49 132V133H48ZM57 132H59L58 134H57ZM83 133V135H81V133ZM104 134H103V133ZM110 133V134H108V133ZM114 132L116 133V135L114 134ZM122 132V133H121ZM128 132H131V133H133V134H128ZM164 132V134H166L165 133V131H163ZM169 132V131H168ZM175 132L177 133L176 135H175ZM185 133V135H186V137H188V138H186L185 136H183V133ZM189 132H190V135L189 136H187V134H189ZM194 132H196L195 134H194ZM212 132V133H213ZM233 134H232V133ZM235 132V133H234ZM16 133H17V135H16ZM20 133V134H19ZM38 133V134H37ZM53 133H55L57 136H59V138L54 134V136L55 137H57V140L58 141H56L55 139V137L53 136L52 137V135H53ZM65 133H67V134H65ZM70 133H72V134H74V135H72V136H69L70 135ZM80 133V134H79ZM102 133V134H101ZM107 133V134H106ZM123 134V135H121V134ZM152 133V134H151ZM187 133V134H186ZM230 134V137L228 136L229 134ZM13 134V135H12ZM24 134H25V136H24ZM28 136H27V135ZM45 134H46V136H45ZM48 134L52 137V142L50 141V139L51 138H48ZM85 134V135H84ZM101 134V135H100ZM156 134H158V137L159 138H165V139H161L162 141H160V140H158V137H157V135ZM210 134V135H209ZM228 134V135H227ZM235 134V135H234ZM110 135H112V136H110ZM125 135V136H124ZM127 135V136H126ZM136 135H134L135 137H137ZM161 137H160V136ZM179 136L180 135V137L178 138V137H176V136ZM193 135V136H192ZM196 135H198V136H196ZM200 135H202L203 136V139H200V137H202V136H200ZM209 135V136H208ZM22 136V137H21ZM35 136H37L38 138H39V140L37 141L36 140V143L35 142H33V140L34 139H37V137L36 138H34ZM109 136H110V138H109ZM148 136V137H147ZM183 136V138L182 139H187V143L189 144H191V142H193L192 144L193 145H190V147L191 148H188V150H187V148H185L186 150H184V146L187 144L186 143V141H184V140H181L180 138ZM197 138V140L195 139V137ZM206 136V137H205ZM236 136V137H235ZM18 137V138H17ZM26 137H28L29 139L30 138H32V139H30L31 140V142L29 143L28 142V140H27V138ZM44 137H46L45 139H43ZM70 137H72V138H70ZM76 137V136H75ZM76 137V138H77ZM138 137V138H139ZM147 137V138H146ZM155 137H157V140H155L156 138ZM193 138L194 137V139L192 140L191 138ZM208 137H211L210 138V140H211V142L208 140ZM233 137V138H232ZM20 138H22V139H20ZM23 138H24V142L26 141L27 142V144L26 143H22L21 144V142L23 141ZM34 138V139H33ZM114 139V141H113V139ZM119 138H120V141H119ZM121 138H123V139H121ZM131 140H130V139ZM170 138V140L172 139V141L174 142V140H175V144L177 145V143H178V145H179V142H183V143H185L184 144V146L182 145V142H181V146L183 147V149L182 148H180L179 146H177V147H179L178 149L179 150H181V151H176L177 150V148H175L174 150L176 151H174L175 152V154H176V156L178 157V155H179V157H178V160H177V158H176V160H175V154L174 155H172V156H174V159H172V160H169V158H173V157H170L171 156V154H173L174 152H172L171 154L167 151L168 149H166V148H170V149H172V146L173 147H175V145H174V143H172L171 145L172 146H170V147H165L166 145L167 146H169L170 144H169V141L170 140H168ZM173 138H174V140H173ZM178 138V139H177ZM189 138L191 139V142L189 141ZM200 139V141L202 140V142L201 143H203V146H201V143L199 142V139ZM17 139H18V142H17ZM26 139V140H25ZM99 139V140H98ZM135 139V140H134ZM176 139H177V141H179V142H176ZM181 141H180V140ZM29 140V141H30ZM103 140H105V141H103ZM118 140V141H117ZM127 140V141H126ZM129 140V141H128ZM140 140L142 141V142H140ZM144 140V141H143ZM206 140V141H205ZM49 141H50V143H49ZM60 141H63V139H62V137H61V140ZM59 141V142H60ZM106 141H107V143L109 144L110 143V145H113V148L111 147L110 148V145H109V147L108 148H105L107 151H104L105 149H104V145H105V143H106ZM122 141H126L125 143L124 142H122ZM133 141H134V143H133ZM156 141V143H154ZM157 141H159L158 143L159 144H161L162 142L163 143H167V144H163L162 146L161 145H159V150H157L158 152H156V149H157V147H158V144H157ZM189 141V142H188ZM198 143H197V142ZM15 142H16V144L17 145H15L14 147H12V149L13 150H11L10 148V145L12 144V145H14L15 144ZM101 142V143H100ZM120 142H122V144L120 143ZM131 142L133 143L132 145H131ZM138 144H137V143ZM151 142V141H150ZM34 143V145H32ZM42 143H43V145H42ZM45 143V144H44ZM112 143V144H111ZM126 143H127V145H126ZM8 144H10V145H8ZM21 144V145H20ZM26 144V145H25ZM93 144V145H92ZM95 144V145H94ZM108 144H106V147H107V145ZM120 144H121V147H120ZM130 144V145H129ZM150 144V145H149ZM154 144V145H153ZM169 144V145H168ZM197 144V145H196ZM19 145V146H18ZM28 145H29V148H27L28 147ZM51 145H53V143L51 144ZM70 145V146H69ZM93 147V146H95L94 147V149H89L88 147H90L91 148V146ZM98 147H97V146ZM124 145L125 146H127V147H124ZM151 145H153V146H151ZM157 145V146H156ZM165 145V146H164ZM189 145H187V146H189ZM194 145L197 147L198 145H200L199 147H197V148H194ZM212 145V146H211ZM2 146V147H1ZM4 146H6L5 147V149L7 148V150H5V149H3V147ZM7 146H9V148L7 147ZM23 148V150H22V148ZM34 146V147H33ZM83 145H81V147H82ZM116 146H118V147H116ZM155 146V147H154ZM165 147V149H164V147ZM214 146V147H213ZM21 148V151H20V148ZM49 147V148H48ZM50 147H51V149L53 148V150L54 151H52V152H50ZM63 147V148H62ZM64 147H66L67 149H66V152H65V149H64ZM74 147V146H73ZM86 147V148H85ZM97 147V148H96ZM114 147H115V150H114ZM163 147V148H162ZM186 147V146H185ZM209 147V148H208ZM213 148L212 150H211V157H212V154H214V153H216L217 155H215L214 154V156L213 157H217L216 159H217V161L215 160V158H214V160L216 161V162H214V161H212L213 160V157L211 158L210 156H208V152H210V148ZM222 147V148H221ZM19 148V149H18ZM35 150H33V149ZM58 148V149H57ZM99 148V149H98ZM122 148V149H121ZM127 149V150H125V149ZM155 148V149H154ZM161 148V149H160ZM198 148H200V150L199 151H201V152H199L197 149ZM222 150H221V149ZM27 149V150H26ZM32 149V151H33V153H32V151H29V150H31ZM96 149V150H95ZM108 149H110L111 150V152H109L110 150H108ZM118 149H120L119 151H118ZM149 149H152V150H149ZM169 149V151H173V149L172 150H170ZM208 149V150H207ZM3 150H4V152H5V154L3 155L2 153H3ZM11 150V151H10ZM16 150V151H15ZM17 150H19V151H17ZM91 150H93V152L91 151ZM95 150V151H94ZM97 150H100V152L98 153V151ZM147 150V151H146ZM149 150V151H148ZM164 150H166L167 151V155H169V158L167 159V157H165V155H161V154H166V152H164ZM182 150H183V152H182ZM197 150V151H196ZM221 150V151H220ZM6 151L9 153H6ZM11 153H10V152ZM14 151V152H13ZM24 151H28L27 153L28 154H26V153H23ZM86 151V152H87ZM92 153H91V152ZM96 151H97V153H96ZM101 151H103V152H101ZM115 151V152H114ZM184 151H185V153H187L186 151H191L192 152V154H190V155H192L193 157L191 158V156L189 155V154H185L184 153ZM223 151V152H222ZM225 151V152H224ZM29 152H31V153H29ZM50 152V153H49ZM128 152V153H127ZM149 152H152L154 155H150V153ZM156 152V153H155ZM162 152V153H161ZM182 152L184 155H182V154H180V153ZM190 152V153H191ZM196 152H199L200 154H198V155H196ZM214 152V153H213ZM246 152V153H245ZM244 152V156L245 155H247L248 154V157L246 158V159H249L250 161H248V163H246V166L245 167H247L248 169L246 170L245 168H243L244 167V165L242 166V167H240L239 166V168H236V169H239V170H237V171H241V179H242V177L243 178H245V176H247L248 175V173L246 174V175H244L243 176V174L242 173H244V171L243 170H245V173H246V171H249V167H251L250 166V163L249 162H251V161H253V158H252V156L254 155V156H256L255 154H253V153H251V156L249 155L250 153L248 152V151H245ZM248 152V153H247ZM22 153H23V155H22ZM51 153H52V155H51ZM111 153V154H110ZM116 153V156H114V154ZM144 154L143 156L144 157H146V160L144 159V157H142V155L141 154ZM147 153H149V154H147ZM177 153H178V155H177ZM189 153V152H188ZM193 153H195V154H193ZM208 153V154H207ZM225 154V156H224V154ZM29 154H31V156L29 155ZM76 154V155H75ZM87 154V153H86ZM85 154V156L84 157H89V156H87ZM129 154V155H128ZM135 154H137V155H135ZM139 154V155H138ZM158 154H160V156L158 155ZM206 154H207V156H206ZM221 154V155H220ZM25 155L27 156V157H25ZM64 155V157H66L65 159H64V157H62ZM66 155V156H65ZM77 155H78V157H77ZM89 155V154H88ZM133 155H135V157L136 156H138V158H135V159H133L134 158V156ZM140 155H141V157H140ZM150 155V156H149ZM221 156V158L219 157V156ZM229 155H231V156H229ZM28 156H30V157H28ZM56 156V157H55ZM73 156H76L77 157V159H76V157H73ZM80 156V157H79ZM147 156H148V158H147ZM153 156H155V157H153ZM157 156H159V157H157ZM182 156H186V157H188L187 158V160H186V158H185V161H184V159H182ZM190 156V157H189ZM223 156V157H222ZM227 156H229V157H227ZM12 157V156H11ZM36 157H37V155H36ZM35 156H34V158H36ZM63 158L64 160H61L60 158V160H57L58 162H56V158ZM110 157V158H109ZM111 157H112V159H113V161L115 160V162H114V164L111 162L112 160H111ZM160 157H164V159H167L166 161L164 160L163 161V158H162V161L163 162H161L160 164H161V166H160V164H158L159 163V159L158 158H160ZM199 157H201V158H199ZM209 157V158H208ZM1 158V157H0ZM116 158H118L117 160H118V165L116 164V166H115V163L117 162L116 161ZM222 158H223V160H222ZM224 158H225V161H227V163L226 162H224ZM229 158V159H228ZM241 158V157H240ZM239 158V159H240ZM76 159V160H75ZM78 159H79V161H78ZM99 159V160H98ZM148 159V160H147ZM156 159H158V163H156L157 162V160ZM206 159V160H205ZM24 160V161H23ZM108 160H111L110 162L112 163V164H110V162L108 161ZM149 160V161H150ZM201 162H200V161ZM263 160H264V157H263V159H262V161H261V163L263 162ZM15 161V160H14ZM61 161V163H59ZM66 161V162H67ZM106 161H107V164H108V162H109V164L111 165V167H110V171L108 170V165L106 164V167L107 168H104V165L105 164H103V165H101L102 163H106ZM141 161V162H142ZM188 161V162H187ZM218 161H220V162H218ZM221 161H222V163H221ZM22 162V166L20 165V163ZM51 162V163H50ZM55 162H56V164L57 163H59V164H55ZM84 162V160H82V163ZM177 162V163H176ZM184 162V163H183ZM187 162V163H186ZM210 162H212V164L210 163ZM228 162H229V165H228ZM255 162V161H254ZM14 163V162H13ZM53 163V165L55 166L56 165V167H50L51 166V164ZM81 163V164H82ZM140 163V162H139ZM183 164V166L182 165H180V164ZM209 163V164H208ZM260 162H259V164H261ZM24 164V165H23ZM34 164V163H33ZM159 165V168H155V167H157L158 165ZM214 164H215V166L217 165V167H215L214 166ZM83 165L85 166V164L83 163ZM83 165H81V166H83ZM112 165H114V166H112ZM157 165V166H156ZM203 165H204V168H203ZM251 165H252V168H253V162H251ZM262 165H264L263 163H262ZM261 165V166H262ZM80 166V167H81ZM100 166H102V167H100ZM228 166V167H227ZM260 166V165H259ZM261 166H260V169H261ZM26 167V168H25ZM38 167V166H37ZM78 167V166H77ZM86 167V169L88 168V169H90L89 168V166H85ZM146 167L147 168H151V169H146ZM214 167V168H213ZM222 167V168H221ZM224 167H226V168H224ZM36 168V167H35ZM55 169L56 168V170H53V169ZM101 168H103L102 170H101ZM130 168V167H129ZM176 168V169H175ZM178 168V169H177ZM217 168V169H216ZM229 168V169H228ZM241 168V169H240ZM251 168V169H252ZM263 168H264V166H263ZM261 169L260 170V172H255V171H253V172H255V173H253V172H251V169H250V173L253 175V178H254V174H256L257 173V175H261V173H262V171L264 172V169ZM26 169V170H25ZM92 169H94V170H92ZM106 169V171H104ZM135 169V170H134ZM161 169V170H160ZM214 169H216V170H214ZM221 169V170H220ZM235 169V170H236ZM6 170V171H5ZM17 171L18 170H20V169H16ZM15 170V171H16ZM22 170V169H21ZM168 170H170V172L168 171ZM228 170V171H227ZM14 171V174L15 173H17L18 175H20V171H18V172H15ZM83 171V172H82ZM81 172L82 173H84V169L82 170ZM104 171V172H103ZM196 173H195V172ZM243 171V172H242ZM11 172V174L13 175H10L9 173ZM45 172V173H44ZM80 172V171H79ZM76 173L77 175L79 174V177H80V173ZM86 172V171H85ZM88 172H89V170H88ZM88 172L87 173H85V174H88ZM118 172L119 173H121V174H118ZM137 172H139V173H141V174H139V173H137ZM167 172V173H166ZM219 172H221L220 174H219ZM229 172V173H230ZM22 173V172H21ZM89 173V174H90ZM136 175H135V174ZM194 173L196 174L195 176H194ZM217 173V174H216ZM2 174H3V176H2ZM17 174H16V176H17ZM42 174H44V175H42ZM64 175V176H62V175ZM75 174V173H74ZM22 175H24V174H22ZM51 173H50V178H51ZM95 175H96V173H95ZM106 175V174H105ZM106 175V176H107ZM114 175L115 176H117L116 177V180H117V178L119 179V182H117L116 180H115V177H114ZM130 177H129V176ZM132 175H133V177H132ZM138 175H139V177H138ZM171 176V177H169V176ZM192 175L197 179V182L196 181H194V180H196V179H194V177L192 178ZM220 175V176H221ZM10 176H11V178H10ZM35 176V177H34ZM38 176H40V177H38ZM52 176H54V175H52ZM74 176H72V178L74 177ZM118 176H120V177H123L122 179L123 180H120L121 178L120 177H118ZM134 176H137V180H136V177H134ZM140 176L141 177H145L146 179V181L144 180V178L142 179V178H140ZM14 177V178H13ZM18 177V176H17ZM41 177H43V179L44 180H42V178ZM63 177H64V179H63ZM125 177V178H124ZM127 177H129V179L127 178ZM132 177V178H131ZM216 177L218 178V182H217V185H214L213 187H215L214 189H216L215 191H212V193H210V191L209 190H211V185L212 184H215L214 183V180L216 179ZM225 177V176H224ZM224 178V181H226V179H228V177L227 178ZM255 177H257V176H255ZM6 178H8V181H7V179ZM12 178H13V180H12ZM41 178V179H40ZM138 178H140V179H138ZM219 178H220V181H219ZM230 178V177H229ZM238 179V180H241V179ZM258 179L259 178H262V175L260 176V177H257ZM29 179V178H28ZM31 179H29V180H31ZM131 179V180H130ZM142 179V180H141ZM193 179V180H192ZM231 180H233L232 178H230ZM251 179H252V176H251ZM257 179V180H258ZM19 180V182H17ZM56 180V181H55ZM70 180H75V181H73V182H70ZM109 180H110V182H109ZM125 180V181H124ZM129 182H128V181ZM140 181V183L138 184V183H134V181ZM194 181V183H192V181ZM212 180V181H211ZM229 180V179H228ZM243 180V179H242ZM256 180V178L255 179H252V181H253V184H250L249 183V186L247 185L248 184V181L249 180H246V179H244L243 181H246L247 183H245V182H243V183H241V181H239V183L241 184H239L238 183V186H237V180H234L233 182L236 184V185H234L235 187H241L242 186V184H243V186H242V190H240L239 191V189H237L238 190V192L239 193H241V195L243 196V194L245 195V193H244V190H243V188H245V186H246V189H247V187L248 188H251V186L253 185L254 187H255V181H257ZM6 181H7V183H6ZM12 181H14L13 182V184H12ZM45 181H47V183L45 182ZM57 181H58V183H57ZM103 181V180H102ZM112 181H113V183H112ZM114 181H115V184L116 183H120V184H116V185H114ZM123 182V184H121L122 182ZM131 181H133V182H131ZM138 181V182H139ZM155 181V182H154ZM251 181V182H252ZM264 180L262 179V181L261 182H263ZM4 182V183H3ZM16 182L18 183V185L19 184H22V186L21 185H19L18 187H17V185H16ZM58 185V184H61V185H59V188H61V189H58L57 188V190H56V188L55 187H58V186H56V184ZM99 183V185L98 186H101V187H97L96 186V188H95V184H98ZM258 182V181H257ZM261 182H260V180H259V186H260V184H261ZM7 184L6 186H9L8 188H7V191H6V189H4V184ZM70 183H72V184H70ZM89 183V182H88ZM87 183V184H88ZM91 183V182H90ZM94 183V184H93ZM100 183H101V185H100ZM125 183H126V185H125ZM131 184V185H133V186H131V185H128V184ZM179 183H181V185H179ZM184 183V184H183ZM187 185H186V184ZM14 184H15V186L17 187V188H19V194H15L14 193V191L17 189L16 187H14ZM33 184V185H32ZM64 184H65V187H63L64 186ZM135 184H137V185H135ZM167 184V185H166ZM4 185V186H3ZM43 185V186H42ZM84 185V184H83ZM82 185V186H83ZM91 184L90 185H88L90 188H93V186H92ZM127 185L129 186V187H127ZM174 185H175V187H174ZM203 185H204V187H203ZM245 185V186H244ZM251 185V186H250ZM256 185H257V183H256ZM35 186V187H34ZM45 186V188H43ZM47 186H49V188H47ZM54 186V187H53ZM60 186H62V187H60ZM79 186V187H78ZM92 186V187H91ZM115 186V188L117 187V186H119V187H117L116 189H114L113 187ZM121 186H123V188L121 187ZM167 186H169V187H167ZM181 186L184 188V186H185V188H184V190H183V188H181ZM253 186H252V188H253ZM12 187H14V189L15 190H13L12 189V191L13 192H11V188ZM27 187V188H26ZM52 187V188H51ZM68 187V188H67ZM73 187H78V192H80L81 190V192L80 193H84L85 191H87V194L86 195H83V194H80L81 196H79V193L77 194L78 196H76L75 194L77 193V188L76 189H74ZM122 189H121V188ZM179 187V188H178ZM234 187V188H235ZM257 187H258V185H257ZM257 187L254 189L255 191H256V189H257ZM21 188H23V189H25V192H29V191H31L30 193H32L34 190H35V192H37L38 191V193H36L35 194V192H34V195H35V198H36V195L38 194V196H40V197H38V198H40V200H37L38 198H36L35 199V201L33 200V198H34V196L33 195H31V198H32V196H33V198L32 199H29V200H33V202H31V201H26L25 202V200H27L28 199V197H30L29 196V193L28 194H26L25 192H24V190L23 189H21ZM34 188V189H33ZM36 188V189H35ZM40 188V189H39ZM63 188H64V191H63ZM119 188H120V190H119ZM131 188V189H130ZM133 188V189H132ZM260 188V187H259ZM4 189V190H3ZM30 189V190H29ZM38 189V190H37ZM49 189V190H48ZM51 189H52V191H51ZM68 189V190H67ZM74 189V190H73ZM83 189H84V191H83ZM86 189V190H85ZM107 189H108V191H107ZM127 189V190H126ZM195 189V190H194ZM205 189H208L207 190V192H206V190ZM213 188H212V190H214ZM220 189V188H219ZM218 189V190H219ZM10 190V191H9ZM18 190V189H17ZM17 190L15 191L16 193H18L17 192ZM22 190H23V192H22ZM27 190V191H26ZM40 190V191H39ZM42 190H43V192H48V193H46V195L47 194H50V197H52V198H50L49 197V195L46 197V195H45V197L44 196H42L43 194H45V193H43L42 192ZM60 190V191H59ZM69 190H70V192H72V191H76L75 192V194H73L74 196H72V194H70V192H69ZM89 190V189H88ZM92 190V189H91ZM90 190V191H91ZM116 190H118V192H116L115 193V191ZM221 190V189H220ZM232 190V189H231ZM248 191L249 190H251V189H247ZM258 190V189H257ZM21 191V192H20ZM49 191H51V192H53V193H49ZM63 192V195H62V192L60 193L61 194V196L59 197V200H60V198H61V201H59L58 202V199H57V197H58V195H60L59 194V192ZM67 193H69L68 195L66 194V192ZM133 191V192H132ZM172 191H174L173 193L175 194H173L172 193ZM192 193H191V192ZM246 191V190H245ZM253 191V190H252ZM251 191V192H252ZM40 192V193H39ZM57 193V194H55V193ZM74 192H72V193H74ZM113 192H114V194H113ZM153 192V193H152ZM181 193V195L180 194H177V193ZM205 192V193H204ZM214 192H215V194H216V197H218V201L217 200H215V198H214ZM229 193H231V191L229 190L228 191ZM243 192V193H242ZM43 193V194H42ZM86 193V192H85ZM122 193L124 194L123 195V197L124 198H121L122 197ZM204 193V194H203ZM228 193V194H229ZM232 193H234V192H232ZM232 193H231V195H232ZM235 193H236V191H235ZM22 194H26V195H28V197L25 199V197H24V195H22ZM54 196H53V195ZM172 195V197H171V195ZM180 195L181 197H179V198H177V195ZM191 194V195H190ZM210 194H211V196H210ZM248 196H249V193L247 192L246 193ZM251 194V193H250ZM25 195V196H26ZM65 195H67V196H65ZM83 195V196H82ZM100 195V196H99ZM108 195V196H107ZM112 195V196H111ZM139 195H140V197H139ZM173 195H174V197L176 196V198L178 199H174L176 202H177V204L178 203H180L183 207H189V209H188V211H187V209H186V211H185V209H183V207H180L181 205L180 204H178V205H180V206H178L179 207V209H176V208H178L177 206H176V202L174 203V202H171V201H174L173 200ZM190 196L189 198L187 197V196ZM224 195H225V197H224ZM238 195V194H237ZM240 195V196H241ZM247 195H245V197L247 196ZM261 195H262V192H261ZM20 196H21V198H20ZM55 196H57V197H55ZM117 196V197H116ZM184 196V197H183ZM197 196V197H196ZM206 196V197H205ZM22 197H24V199L22 198ZM44 197V198H43ZM55 197V198H54ZM66 197H67V199H66ZM164 197V198H163ZM171 197V198H170ZM183 197V198H182ZM202 197V198H201ZM227 197V198H226ZM48 198V199H47ZM113 198H115V200L113 199ZM116 198H118V200L116 199ZM120 198V199H119ZM169 198V199H168ZM186 198V199H185ZM204 198V199H203ZM210 199V200H212V198H213V200L212 201H216V202H214V204L212 203V204H210V201H208V203H207V200L208 199ZM224 198V199H223ZM244 198V197H243ZM19 199V200H18ZM48 201H47V200ZM50 199H52L54 202V204H63V200H64V202H65V200L67 201V202H75V204L74 203H72V205H70L69 206V209H68V206L67 205H65V207H63V206H59L58 205V207L56 208V209H58V208H61L62 209V211L65 213L66 212V214H67V212H68V216L66 215V214H62V211H61V209H59V210H57V212L59 211V216L62 214V217H59L58 216V214H57V212L55 213V214H53V215H51L52 213H54V211H55V208H54V206L55 205H53V203H52V200L50 201ZM108 199V200H107ZM191 199V201H189V200ZM194 199H195V201H194ZM202 199V200H201ZM207 199V200H206ZM248 198L246 197V199H244L245 201H248L247 200ZM20 200H22V201H20ZM44 200H45V202L46 203H48V204H50V207L48 206V204H46L45 202H44ZM164 200V201H163ZM169 200H171V201H169ZM184 200V201H183ZM202 202H201V201ZM203 200H204V202H203ZM250 200V199H249ZM38 201V202H37ZM118 203H117V202ZM182 201V202H181ZM185 201H186V203H185ZM194 201V202H193ZM22 202H23V204H22ZM30 202L31 203H34L35 205H31L30 204ZM37 202V203H36ZM61 202V203H60ZM67 202H65L66 204H67ZM77 202V203H76ZM113 204H112V203ZM163 202H165V203H163ZM172 204H171V203ZM201 202V203H200ZM14 203H15V205H14ZM26 203V204H25ZM64 203V204H65ZM82 203H84V204H82ZM100 203H102V204H100ZM116 205H115V204ZM167 203H169L170 205H172L171 207H169L168 205H167ZM173 203H174V207H173ZM192 203H195V206H194V204L192 205ZM198 203V204H197ZM203 203V204H202ZM16 204L18 205H23V208H25V209H23V210H25V211H20L22 208H20V210L17 208V206H16ZM28 204H30V205H28ZM70 204V203H69ZM68 204V205H69ZM112 204V205H111ZM119 204V205H118ZM184 204H185V206H184ZM206 204H208V205H206ZM20 205V206H21ZM27 205V206H26ZM48 207H47V206ZM191 205H192V208H191ZM15 206H16V208H17V210L18 211H20L21 212V214H23V212H24V215H27V214H25V212H29V210H31L30 208H32V209H34L33 211H35V208H33L34 206H36V212H35V214L36 215H34V214H31V215H33L35 218H37V219H33L32 220V217H31V215H30V212L31 213H33L32 212V210L28 213V215H30L29 217H31L30 219L32 220V221H34V223H35V220H37L36 221V223H37V225H36V228H34V230H33V227H34V225L36 224H34L33 222H31L32 224H30L28 221L30 220L28 217L26 218L25 216V218L26 219H28L27 220V222H28V224H30V225H26V223H25V221L24 220H22L21 221V219L19 218V216L20 217H22V215L20 214V215H18V213H20V212H18V213H16V211L17 210H14V209H16L15 208ZM37 206H39V207H37ZM42 206V207H41ZM57 206V205H56ZM77 206V207H76ZM99 206L101 207V209H98L99 208ZM117 206V207H116ZM165 206L166 207H168L167 209L165 208ZM19 207V206H18ZM22 207V206H21ZM26 207L28 208L29 207V209H28V211H26ZM75 207V209H72V208H74ZM88 207V208H87ZM108 208V210H111V212L110 213H108V210H106L105 211V209H103V208ZM185 207V208H186ZM193 207H194V210H193ZM41 210V211H39V209ZM48 208V209H47ZM52 209V211L53 212H51L50 210ZM77 208V209H76ZM95 208V209H94ZM106 208V209H107ZM115 208V209H114ZM169 208H174V211L172 210V209H169ZM181 208V209H180ZM190 208H191V210H190ZM196 208V209H195ZM43 209H45V210H43ZM70 209H72V210H76V211H74L73 213L72 212H70V211H72V210H70ZM94 209V210H93ZM207 209V210H206ZM66 210V211H65ZM91 210V211H90ZM160 210H165V211H161L162 212V214H161V212H160ZM166 210H167V212H166ZM172 210V211H171ZM177 210L178 211H185L186 213H188L189 211V216L187 217V215L185 216V212L182 214V215H180V213H178L177 212ZM193 210V211H192ZM198 210H200V208H198ZM38 211V212H37ZM44 212V214L42 215V213L41 212ZM93 211V212H92ZM116 211V212H115ZM132 211V212H131ZM182 211V212H183ZM191 211H192V213H191ZM101 212V213H100ZM103 212V213H102ZM106 212L108 213V216H107V214H106ZM112 212L114 213V214H112ZM123 212V213H122ZM131 212V213H130ZM147 212V213H146ZM176 213L175 215H178L179 217H181L182 219L184 218V216L185 217H187L186 219H192L191 221H188V220H186V219H183L184 221H182V222H184V223H179V224H182V225H180V228H182V230H181V236L180 235H178L179 234V230H178V221H181V219H179V217H177V216H175V215H172V217L170 216L171 214H168V213ZM181 212V213H182ZM263 213H264V211H262ZM37 213H39L38 215H37ZM45 213H50V215H46V217H45ZM70 213H72V214H70ZM84 213V212H83ZM83 213H82V215H83ZM84 213V214H85ZM100 213V214H99ZM130 213V214H129ZM133 213V214H132ZM160 213V214H159ZM106 214V215H105ZM163 214H165V215H163ZM192 214V215H191ZM199 214H201V215H199ZM76 215V214H75ZM96 215H99L98 216V218H96ZM131 215H133V216H130ZM139 215V216H138ZM158 215H160V216H164V218H162V217H160V216H158ZM47 216H52L50 219H49V217H47ZM110 216H113V217H110ZM115 216V217H114ZM130 218H129V217ZM137 216H138V218H137ZM145 216V215H144ZM153 216L154 217H156V218H158V220H160V221H158L160 224L162 223V226H159L160 224L158 223V225L156 224L157 222V220L155 219V218H153ZM158 216V217H157ZM198 216H196V217H198ZM23 217V218H24ZM33 217V218H34ZM59 217V218H58ZM69 217V218H68ZM99 217H101V218H103V220L105 219L106 220V218L107 217H110V219H107L106 220V223H108V224H106V223H104V221L102 220V221H99L100 220V218ZM106 217V218H105ZM198 217V218H199ZM55 218V219H54ZM74 218V219H73ZM95 218H96V220H95ZM127 218H129V220L131 219V221H125V219L127 220ZM177 218L179 219L178 221H177ZM40 219V220H39ZM97 219H99V220H97ZM115 219V220H114ZM146 219L148 220V223H147V221H146ZM152 220V219H154V222H152V221H150V220ZM30 220V221H31ZM52 220V221H51ZM72 220H73V222H72ZM92 220V221H91ZM114 221L115 223H112V222H110V221ZM162 220V221H161ZM170 220V221H169ZM174 220V221H173ZM24 221V222H23ZM67 221H69V222H67ZM74 221H75V224H74ZM79 220H77V222H78ZM125 221L126 223H123V222ZM168 221V222H167ZM186 221H188L189 223H190V226H193V223H194V225H195V227H193L192 229L193 230H190L189 229V223H188V227H186L187 225V223L185 224V222ZM192 221H193V223H192ZM42 222V223H41ZM55 222V223H54ZM67 222V223H66ZM89 222L91 223V224H89ZM99 222H102V224H100ZM112 223V224H110V223ZM141 222V225H143V223ZM170 222V223H169ZM68 223H70V226L68 227ZM94 223H96V224H94ZM120 223V224H119ZM129 223V224H128ZM24 226H23V225ZM66 224H67V227H68V229H67V227H65L66 226ZM98 224H100V225H98ZM124 224V225H123ZM133 223H131L130 225H132ZM135 224H133L134 225V228L136 229V228H138V229H136L137 231H140L141 232V230H149V226L147 225V229H145L146 228V225H144V226H140L139 225V227L138 226H136ZM166 224V225H165ZM174 225V226H171V228L169 227L170 225ZM177 224V225H176ZM185 224V225H184ZM32 225V226H31ZM94 225H98V226H94ZM108 225V226H107ZM169 225V226H168ZM184 225V227H181V226H183ZM25 226H27L26 228H25ZM31 226V227H30ZM117 226V227H116ZM125 228H124V227ZM158 226V227H157ZM176 226H177V228H176ZM54 227H55V229H54ZM113 227V226H112ZM157 227V228H156ZM170 228V231H167V230H169L168 228ZM175 227V228H174ZM38 228V229H37ZM66 228V229H65ZM130 228V229H129ZM174 228V229H173ZM59 229V230H58ZM119 229V228H118ZM121 229V228H120ZM172 229V230H171ZM184 229V230H183ZM198 229V230H197ZM27 230V231H26ZM29 230V231H28ZM57 230V231H56ZM136 230H134V231H136ZM147 230V231H148ZM157 230V231H156ZM159 230V231H158ZM178 230V231H177ZM197 230V231H196ZM43 231V232H42ZM64 231V232H63ZM186 231V232H185ZM193 231H195V232H193ZM41 232H42V234H41ZM51 232V233H50ZM142 232H144V231H142ZM174 232V231H173ZM197 232V233H196ZM33 233V234H32ZM46 233L48 234L47 236H45L46 235ZM192 233V234H191ZM206 233V232H205ZM30 234H31V236H30ZM45 234V235H44ZM156 234V233H155ZM195 234H198V236L199 235H201L202 237H198L197 235H195ZM33 235V236H32ZM53 235V236H52ZM189 235V236H188ZM21 236V237H20ZM184 236V237H183ZM188 238H187V237ZM194 236V237H193ZM26 239V240H24V238ZM34 239H33V238ZM50 237V236H49ZM49 237H47V238H49ZM22 238H23V240H22ZM30 238V239H29ZM195 238V239H194ZM185 239V240H184ZM187 239V240H186ZM195 241H196V243H195ZM204 241V242H203ZM6 243V245H5V243ZM21 242H23V243H21ZM0 243V244H1ZM194 243V244H193ZM207 243V242H206ZM28 244V243H27ZM26 244H24V246H25ZM1 246L3 247V246H5L4 248H1ZM188 246V247H189ZM23 247V246H22ZM21 247V248H22ZM21 248H19V251H21ZM157 253L159 252V251H156ZM159 254V253H158ZM158 254H156V256H160V254L158 255ZM155 256V252H153V253H151L150 254V256H148V257H146V259H144V261H145V263L146 264H149V263H151L152 264V262H153V264H156V262H157V264H160L161 263V261L162 260H164L165 259V256H163V259L161 258L162 257V255H161V257H160V259H161V261H160V259H159V257L157 258V261H156V258L154 257ZM153 259H155V262L153 261ZM13 260V261H12ZM168 260V258H166L165 259V261H167ZM167 264L168 263V261H167V263L166 262H164L163 261V263L162 264ZM12 264V263H11Z\"/></svg>",
    "mask_w": 264,
    "mask_h": 264
},
{
    "label": "bare ground",
    "instance_id": "obj_2",
    "mask_svg": "<svg viewBox=\"0 0 264 264\" xmlns=\"http://www.w3.org/2000/svg\"><path fill=\"white\" fill-rule=\"evenodd\" d=\"M48 2L50 1V0H47ZM70 1H74V0H70ZM78 1L79 0H77V3H78ZM82 1V2H81ZM80 2L81 3H79V4H82L83 2L85 3V1H83V0H81ZM93 1V0H92ZM18 2V1H17ZM15 3L14 2V4L16 5V7H17V4L18 3ZM38 2H39V0H38ZM46 2V1H45ZM44 2V3H45ZM57 2H59V1H57ZM88 2H89V0H88ZM4 3V2H3ZM36 3H37V1H36ZM51 3V2H50ZM77 3H75L74 5H77ZM90 3V2H89ZM125 3H129L130 5H131V7H132V10H133V13L136 15V18H138V19H143V18H145L146 19V21H148L149 20V22L151 23V25H152V27H150L149 29L147 28L149 25V23L147 24L148 26L146 27L147 29H145V30H140V29H144V28H142V27H140V29H138L137 27H134V26H128V23H130V22H128V20H127V16H126V14H125V7H124V4ZM11 3H9L8 5H10ZM20 4V3H19ZM38 4V3H37ZM40 5H41V2L39 3ZM49 4V3H48ZM73 4V3H72ZM72 4H68L67 3V5H72ZM90 4H92V2L90 3ZM5 5H7V4H4V6ZM52 5V4H51ZM62 5V4H61ZM60 5V6H61ZM66 5V6H67ZM84 5V4H83ZM88 5V4H87ZM93 7H94V10L97 12L96 14H93V15H91L92 17H88V20H85L86 22H85V24H86V26L84 27L83 26V28H87V33H88V36L89 37H87L88 38V40H91V42H89V45H91V47L92 46H95L96 45V43H98V41H97V38L99 39L100 37H105V38H108L109 40L108 41H110V40H112L111 42L113 43V42H117V43H115L114 44V46L109 42L108 43V41H106L105 40V42L104 43H106V44H109L108 45V49H111V47L113 46V47H126V44L128 43H135L136 45H137V47H136V45H134L135 47H136V50H137V52L138 53H141V54H144V55H150V56H154V55H152V54H154V53H159V54H161L163 57H165V56H171L172 57V59L170 58H168L169 59V61L170 60H172L173 62H175L174 61V59L173 58H176V57H178L179 55H181V54H183L182 52L184 51V52H186V51H191V50H194V52L192 51L191 52V54H190V56H191V66L192 67H194L193 68V70H192V68H191V70L193 71V73L195 74L194 75V77L195 78H197V76H200V81H202V83H201V85L203 84V86H201V87H203V88H201L200 87V90L199 91H204V92H201V93H199V94H204V96L206 97V95L208 96L209 94H208V92L209 91H211V92H214L212 95H214V97L216 98V96H218L219 94H222V96L223 97H225V96H227L228 97V99L229 100H231V98H232V96H233V94H235V93H237V92H235V91H237V89H239L240 88V90H238L239 92L237 93V94H235L237 97H240L239 95H242V96H244V97H247V98H249V99H252V100H254L255 99V101L254 102H256V96H257V92H258V90H259V88H263L264 89V0H96L93 4ZM33 6L34 5H32V7H31V9H33ZM53 6V5H52ZM55 6V5H54ZM62 6H65V5H62ZM80 6V5H79ZM88 6H90V5H88ZM126 6H127V4H126ZM14 7V5L12 4L11 6H9L7 9H4L5 11V14L1 17V22H0V24H2L3 26H2V28H4L5 26H7L9 23H13V25L14 26H16L15 25V23L17 22H15V20H16V18H19V16H21V14L18 16L17 14H15V13H13L14 11H15V9H17V8H13ZM49 7V6H48ZM56 7V6H55ZM58 7V6H57ZM56 7V8H57ZM72 7H74V6H72ZM30 7H28V9H29ZM41 8V7H40ZM63 8V7H62ZM81 8V7H80ZM79 8V9H80ZM47 9H49V8H47ZM86 9V8H85ZM93 8H91V10H92ZM130 9V8H129ZM18 10V9H17ZM22 10V9H21ZM50 10H52L51 8H50ZM54 10V9H53ZM56 10V9H55ZM65 10H66V8H65ZM64 10V12L66 13V11ZM69 10V9H68ZM70 10H72V9H70ZM128 10V9H127ZM127 10H126V13L127 14H129V11L127 12ZM131 10V11H132ZM32 11V10H31ZM47 11H49V10H47ZM94 11V12H95ZM33 12H34V10H33ZM53 12V11H52ZM52 12H50V13H52ZM81 12H83V11H81ZM22 13V12H21ZM25 13H27V12H24L23 11V13H22V15L23 14H25ZM31 13V12H30ZM54 13V12H53ZM69 13V12H68ZM73 13H77L78 14V12H77V10L75 9L74 11H73ZM86 13H88V12H86ZM89 13H91V12H89ZM262 13V14H261ZM70 14H72V13H70ZM79 14H80V12H79ZM78 14V15H79ZM84 14V13H83ZM74 15V14H73ZM86 15V14H85ZM58 16V15H57ZM67 16H70V15H67ZM67 16H65L66 17V19L64 18V14H63V16H61V20H62V22H59L60 20H58V18H57V22L55 23V25H54V27H53V34H52V37L54 38V40H53V42L55 43V45H59V44H61L63 41H64V39L63 38H65L66 36H64L66 33H65V31H64V29L65 30H67L66 28H67V22H68V20L69 19H73L74 18V16L72 17V18H68ZM87 16V15H86ZM130 16V15H129ZM47 17V16H46ZM51 17H52V14H51ZM50 17V18H51ZM54 17V16H53ZM82 17V16H81ZM28 18V17H27ZM31 18H33V17H31ZM64 18V19H63ZM77 18H79V16L77 17ZM133 18H134V16H133ZM259 18H261L260 20H261V22L259 21ZM20 19H23V18H20ZM36 19V18H35ZM35 19H34V21H35ZM43 19V18H42ZM55 19V18H54ZM75 19V18H74ZM73 19V22H75V20ZM132 19V18H131ZM148 19V20H147ZM32 19H30V21H31ZM48 22H49V20H51V19H49V17H48ZM46 20V21H47ZM56 20V19H55ZM64 20V21H63ZM20 21V20H19ZM66 21V22H65ZM70 21V20H69ZM136 21V20H135ZM23 22H24V19H23ZM65 22V23H64ZM70 22H72V21H70ZM78 22H79V19H78ZM83 22V21H82ZM19 23V22H18ZM44 24L43 25H45V23H47V22H45V20H44V22H43ZM49 23H51V21L49 22ZM80 23V22H79ZM136 23H137V21H136ZM139 23H140V21H139ZM258 23H260L259 25H258ZM20 24V23H19ZM48 24V23H47ZM77 24V23H76ZM133 24V23H132ZM138 24V23H137ZM18 25V24H17ZM32 25V24H31ZM48 25H50V24H48ZM70 25V24H69ZM80 25V24H79ZM78 25V26H79ZM135 25V24H134ZM13 26V27H14ZM29 26V25H28ZM47 26V25H46ZM136 26V25H135ZM140 26V25H139ZM249 26H251V29L253 30V26H254V28H255V26H259L258 27V36H256V40L254 39V41H252V38L250 37V36H247L248 34V28H249ZM11 27V26H10ZM24 27V26H23ZM40 27V26H39ZM38 27V28H39ZM48 27H50V26H48ZM80 27V26H79ZM20 28V27H19ZM18 28V29H19ZM26 28H27V26H26ZM36 28V27H35ZM41 28H43V29H45L44 27H42L41 26ZM70 28V27H69ZM51 29V28H50ZM50 29H48V30H50ZM74 29H75V27H74ZM46 30V29H45ZM257 30V29H256ZM250 31V30H249ZM25 32V31H24ZM27 32V31H26ZM46 32V31H45ZM70 32H72V31H69V33ZM75 32V31H74ZM77 32V31H76ZM47 33H49V32H47ZM28 34V33H27ZM32 34V33H31ZM68 34V33H67ZM66 34V35H67ZM73 34V33H72ZM247 34V35H246ZM49 35H50V33H49ZM48 35V36H49ZM252 35V34H251ZM1 36V35H0ZM77 36V35H76ZM80 36H83V35H79L78 37H80ZM49 38V37H48ZM52 38V39H53ZM67 38V37H66ZM81 38V37H80ZM84 38V37H83ZM86 38V37H85ZM44 39H46V38H44ZM73 39H74V37H73ZM47 40V39H46ZM68 40H70V39H68ZM85 39H83V41H84ZM72 41H74V40H72ZM76 41H77V39H76ZM76 41H74V42H76ZM83 41L82 42H79V43H82L83 45L82 46H85L86 47V45H87V47H88V42L85 40V42L83 43ZM52 42V44H54ZM70 42V41H69ZM45 43V42H44ZM73 43V42H72ZM77 43V45H78V42H76ZM248 43V44H247ZM63 44V43H62ZM100 44H102V43H100ZM98 45L99 47H100V49H102V45ZM117 44V45H116ZM13 45H15V44H13ZM31 45V44H30ZM47 45V43H45V46ZM76 45V46H77ZM105 45V44H104ZM112 45V46H111ZM116 45V46H115ZM245 45V48L243 47ZM16 46V45H15ZM48 46H50L49 45V43H48ZM54 46V45H53ZM102 46V47H101ZM44 47V46H43ZM42 47V48H43ZM47 47V46H46ZM75 47V46H74ZM78 47V46H77ZM110 47V48H109ZM112 47V48H113ZM243 47V48H242ZM41 48V49H42ZM52 48V47H51ZM54 48V47H53ZM53 48L51 49L52 51H53ZM56 48V47H55ZM61 48V47H60ZM76 48V47H75ZM75 48H73V49H75ZM95 47H93L92 48V51H94L93 49H94ZM98 48V47H97ZM131 48V47H130ZM223 48H227V49H230V51L231 52H233V54L234 55H236V54H241V55H245V57H247L246 55H248V56H250V57H252V58H254L255 56H257V58L255 59V60H253V63H252V61L250 62V60H248L250 63H252V65L250 66V65H247L246 64V62H244L245 60H240V59H237L236 58V60H237V62L236 63H234L233 65H234V67L233 66H231L232 65V63H229V64H227V63H225L226 61H227V59H229V58H227L226 60H225V62H218L217 60H215V61H212L211 59L209 60L208 59V57L207 56H210L211 54V52H213V54H214V52H216V51H218V50H220V51H222V49ZM58 50H59V48H57ZM62 49V48H61ZM83 49V48H82ZM87 49V48H86ZM88 49H90V47L88 48ZM132 49V48H131ZM195 49H196V51H195ZM227 49H226V51H227ZM44 50H45V48H44ZM48 50H50L49 49V47H48ZM50 50V51H51ZM76 50H77V48H76ZM103 50H104V47H103ZM112 50V49H111ZM116 50V49H115ZM135 50V51H136ZM49 51V52H50ZM61 51V50H60ZM59 51V52H60ZM63 51V50H62ZM86 52V51H88V50H83V52ZM99 51V50H98ZM106 50H104V52H105ZM109 51V50H108ZM107 51V52H108ZM118 51H119V49H118ZM133 52H134V48H133V50H132ZM182 51V52H181ZM189 51V52H190ZM29 52H33V50L32 51H29ZM56 52H58V51H55L54 53H56ZM58 52V53H59ZM63 52H65V51H63ZM106 52V53H107ZM121 52V51H120ZM223 52H225V51H223ZM8 53V52H7ZM11 52H9V54H10ZM53 52H51V53H46V55L44 56L45 58H44V60L41 58L40 60H42V61H45V63H46V66L47 65H51V64H53L54 63V59L57 61V65H61V64H58V58H57V55H55ZM58 53H56V54H58ZM65 53H68V52H65ZM70 53H72L73 54V50L72 51H70ZM69 53V54H70ZM110 53V52H109ZM115 53V52H114ZM221 53V52H220ZM5 54V53H4ZM33 54V53H32ZM72 54H70V55H72ZM90 54L91 53H89V55L87 56V57H91L90 56ZM117 54V53H116ZM119 54V53H118ZM129 54V53H128ZM209 54V55H208ZM227 54H229V53H227ZM14 55L15 54H13V58H14V61H15V57H14ZM54 55L56 56V58H54ZM59 55V54H58ZM65 55V54H64ZM64 55L62 56V58L64 57ZM74 55V54H73ZM78 55V54H77ZM84 55V54H83ZM85 55H87V54H85ZM92 55V54H91ZM97 55V54H96ZM96 55H94L93 54V56H95L96 57ZM122 55H127V54H122ZM122 55L120 56V57H122ZM135 55V54H134ZM134 55H131V54H129V56L128 57H130V56H133L134 57ZM158 55V54H157ZM189 55V54H188ZM225 55V54H224ZM4 56V55H3ZM9 56V55H8ZM33 56V55H32ZM65 56H68V54L67 55H65ZM82 56V55H81ZM139 56H141V55H139ZM143 56V55H142ZM149 56V57H150ZM181 56H183V55H181ZM181 56H179L180 58H181ZM185 56V55H184ZM215 56V55H214ZM219 56V55H218ZM238 56V55H237ZM2 57V56H1ZM5 57H7L6 55H5ZM11 57H12V54H11ZM10 57V58H11ZM70 57H73V56H70ZM69 56H68V58H64V59H66L64 62H66V61H68L69 60V58H70ZM78 56H76V58H77ZM84 57V56H83ZM86 57V56H85ZM111 57H113V56H111ZM116 57H117V55H116ZM118 57H119V55H118ZM125 57V56H124ZM137 58H139L138 57V55L136 56ZM135 57V58H136ZM178 57V58H179ZM211 57V56H210ZM213 57V56H212ZM240 57H242V56H240ZM245 57H243V58H245ZM250 57H248L249 59H250ZM8 58V60H7V62L9 61V57H7ZM60 58V57H59ZM75 58V60L76 61H78L77 59ZM89 58L87 59V60H89ZM105 58V57H104ZM103 57L101 58V59H104ZM108 58H110V56L109 57H107V59ZM142 58V57H141ZM145 58V57H144ZM143 58V59H144ZM152 60H155V59H153L154 57H150ZM156 58V60H157V57H155ZM179 58V59H180ZM184 58V57H183ZM216 58V57H215ZM219 59V61H220V57H218ZM251 58V59H252ZM12 59V58H11ZM10 59V60H11ZM27 59V58H26ZM63 59V60H64ZM68 59V60H67ZM74 59V58H73ZM72 58H70V60H73ZM84 59V61H85V58H83ZM91 59V58H90ZM107 59H105L106 60V62H107ZM116 58H114V60H115ZM117 59H120V58H117ZM164 59V58H163ZM179 59L177 60V62L179 63ZM187 59V58H186ZM185 59V60H186ZM213 59V58H212ZM223 59V58H222ZM225 59V58H224ZM235 59V58H234ZM13 60V59H12ZM11 60V61H12ZM17 60V59H16ZM62 60V59H61ZM97 60H99V59H97ZM121 60H123L122 58H121ZM137 61H138V59H136ZM139 60H140V58H139ZM145 60V59H144ZM147 60H150V59H147ZM146 60V61H147ZM161 60V58L159 59V60H157L156 62H161L160 61ZM176 60V59H175ZM184 60V59H183ZM234 61L233 59H229L228 61ZM235 60V61H236ZM2 61H4V62H2V66L0 65V67H5L6 65H3V63H5L6 62V60L4 59V60H2ZM14 61H12V62H14ZM55 61V62H56ZM90 61V60H89ZM95 61V60H94ZM113 61V60H112ZM119 61V60H118ZM137 61H135L134 63H136ZM182 61V60H181ZM186 61H189L188 59L186 60ZM186 61H184V63L186 62ZM227 61V62H228ZM21 62H26V61H21ZM29 62V61H28ZM28 62H26L27 64L26 65H28ZM62 62V61H61ZM101 62V61H100ZM113 62H115V61H113ZM142 62H144L143 60H142ZM155 62V63H156ZM167 63H168V61H166ZM183 62V61H182ZM15 63V62H14ZM13 63V64H14ZM30 63V62H29ZM34 63V62H33ZM32 63V64H33ZM38 63V62H37ZM44 63V62H43ZM67 64H68V62H66ZM93 63V62H92ZM102 63V62H101ZM103 63H104V61H103ZM117 63V62H116ZM140 63V62H139ZM148 63V62H147ZM151 63V62H150ZM170 63V62H169ZM183 63V64H184ZM0 64H1V62H0ZM10 62H8V66H13L12 64H10ZM20 64V62H18L17 63V66ZM56 64V63H55ZM90 64H91V62H90ZM120 64V63H119ZM149 64V63H148ZM186 64V63H185ZM231 64V65H230ZM16 65V64H15ZM22 65V64H21ZM26 65H24V66H26ZM34 65V64H33ZM40 65H41V63H40ZM57 65H55V67L57 66ZM80 65V64H79ZM81 65H82V63H81ZM80 65V66H81ZM88 65V64H87ZM86 65V66H87ZM93 65V64H92ZM100 65V64H99ZM99 65H98V68H100V70H101V66H103L104 68H108L109 66H106L105 64L103 65H100V67H99ZM108 65V64H107ZM116 65V64H115ZM122 65V64H121ZM123 65H125V64H123ZM132 65V64H131ZM139 65V64H138ZM141 65V64H140ZM146 65V64H145ZM169 65V64H168ZM182 65V64H181ZM43 65H41V67H42ZM74 66V65H73ZM78 66V65H77ZM83 66V65H82ZM90 66V65H89ZM88 66V67H89ZM95 66H97V65H95ZM135 64H134V66H133V68H134V70L136 69L135 68ZM147 66H149V65H147ZM171 66V65H170ZM14 67V66H13ZM19 68V70H20V66H18ZM22 67H23V65H22ZM27 67V66H26ZM26 67H25V69H26ZM54 67V66H53ZM62 67V66H61ZM61 67H59V68H61ZM88 67H87V69L86 70H90V68L91 67H89V69H88ZM103 67H102V69H103ZM137 67V66H136ZM140 67V66H139ZM145 67V66H144ZM152 67V66H151ZM176 67H179V66H176ZM182 67V66H181ZM179 68V69H182V68ZM186 67V66H185ZM7 68V70H2L3 72H5L6 71V73L8 74V73H12L13 72V74L14 75H12L13 77H15L16 75H17V73H16V75H15V70L13 69H11L10 67H6ZM15 68V67H14ZM28 68V67H27ZM63 69H64V67H62ZM75 68H77V67H75ZM82 68V67H81ZM97 68V67H96ZM97 68V69H98ZM112 68V67H111ZM117 68H118V66H117ZM126 68V67H125ZM131 68V67H130ZM132 68V69H133ZM141 68H143V67H141ZM140 68V70L141 71H143V69H141ZM149 68V67H148ZM171 68V67H170ZM50 69H53V68H50ZM79 69V68H78ZM83 69V68H82ZM94 69V68H93ZM114 69H116L115 68V66H114ZM123 69V68H122ZM150 69V68H149ZM155 69V68H154ZM169 69V68H168ZM175 70H176V68H174ZM179 69L177 70L178 72H179ZM186 69H187V67H186ZM190 69V68H189ZM10 70V71H9ZM16 70H17V68H16ZM42 70H44L45 71V67L43 68L42 67ZM58 70V69H57ZM56 70V71H57ZM76 70V69H75ZM95 70V69H94ZM99 70V69H98ZM118 70V69H117ZM124 70V69H123ZM127 70V69H126ZM151 70H153V69H150L149 70V72L151 71ZM175 70H173L172 68H171V71L170 72H168V73H173ZM184 70V69H183ZM18 71V70H17ZM43 71V72H44ZM63 71V70H62ZM108 71V70H107ZM140 71V72H141ZM155 71H156V69H155ZM163 71L164 72H166L164 69H163ZM177 71H175V72H177ZM77 72V71H76ZM78 72H81V73H79V74H82V71H79L78 70ZM87 72H91V71H87ZM113 72H115V71H113ZM112 72V73H113ZM162 72V71H161ZM160 72V73H161ZM166 72V73H167ZM187 72H188V70H187ZM191 72V71H190ZM84 73V72H83ZM93 73V72H92ZM116 73V72H115ZM130 73V72H129ZM153 73H154V71H153ZM156 73V72H155ZM154 73V74H155ZM172 73L170 74V76L172 75ZM59 74V73H58ZM67 74V73H66ZM76 74V73H75ZM89 74V73H88ZM91 74V73H90ZM94 74V73H93ZM99 74V73H98ZM108 75V73L106 72H104V75ZM134 74H135V72H134ZM137 74H139V73H137ZM143 74V73H142ZM146 73H144V76H147V78L148 77H152L153 76V81H154V77L157 75V73L155 74V76H154V74L153 75H151V73L149 74L150 76H148L147 74L145 75ZM162 74V73H161ZM173 74H175V73H173ZM180 76H181V74L180 73H178ZM177 74V76L179 77V75ZM184 74V73H183ZM187 74V73H186ZM24 74H22V76H23ZM45 75V74H44ZM53 75H55L54 73H53ZM63 74H61V76H62ZM87 74H85V76H86ZM110 75V74H109ZM160 75V74H159ZM158 75V76H159ZM165 75V74H164ZM168 75V74H167ZM185 75V74H184ZM183 75V77H185ZM188 75V74H187ZM191 75H192V73H191ZM197 75V76H196ZM5 76H7L6 74H5ZM25 77H26V75H24ZM23 76V77H24ZM58 76V75H57ZM56 76V77H57ZM60 76V75H59ZM58 76V77H59ZM68 76V75H67ZM66 76V77H67ZM84 76V75H83ZM91 76V75H90ZM93 76H95V75H93ZM121 76L123 77V75L121 74ZM125 76V75H124ZM136 77L138 76V75H135ZM141 76L142 75H140V78H139V76L137 77V79H143V81H144V76H142L143 78H141ZM166 76V75H165ZM165 76H164V79L167 81V80H169L168 82H166L165 84H169L170 83V81H171V78H173L174 80H175V78L174 77H171V78H165ZM2 77V76H1ZM8 77V76H7ZM9 77H11V76H9ZM63 77V76H62ZM89 77V76H88ZM96 77V76H95ZM95 77H94V79H95ZM106 77H109L110 78V76H106ZM130 77V76H129ZM167 77V76H166ZM168 77H169V75H168ZM176 77V76H175ZM182 76H181V80L183 81V82H186V80L184 81V78H183ZM190 78V76H187L186 78ZM194 77H192V79L194 78ZM3 78V77H2ZM48 78V77H47ZM92 78V77H91ZM97 78V77H96ZM116 78V77H115ZM126 78H128L127 76H126ZM131 78H133V77H131ZM147 78H146V81L147 82H149V79L147 80ZM159 78H161V77H159ZM194 78V79H195ZM14 79V78H13ZM17 79V78H16ZM37 79H39V77H37ZM36 79V80H37ZM54 79V78H53ZM52 79V80H53ZM56 79H58V78H56ZM68 79V78H67ZM67 79L65 80V81H67ZM130 79V78H129ZM156 79V81H157V77L155 78ZM163 79V78H162ZM163 79V80H164ZM173 79H172V83H173ZM177 79V78H176ZM4 80V79H3ZM8 80H10V78L8 79ZM22 80V79H21ZM20 80V81H21ZM24 80V79H23ZM52 80L51 81H49V82H52ZM76 80H78V79H76ZM90 80V79H89ZM89 80H86V81H89ZM111 80H113L112 78L109 80V81H111ZM123 80V79H122ZM163 80H161V81H163ZM164 80V81H165ZM180 81V78H178L177 79V81ZM196 80H199L198 78L196 79ZM5 81V80H4ZM13 81V80H12ZM38 81V80H37ZM56 81V80H55ZM59 80H57V82H58ZM91 81V80H90ZM96 81H98V80H96ZM96 81H94L95 83H97ZM101 79H99V83L98 84H100L101 85V87L103 86L102 84H101ZM105 81V80H104ZM104 81H102L103 83H104ZM106 81H107V79H106ZM127 81L128 80H126V82H125V84H127ZM150 81L152 82V80H151V78H150ZM155 81V82H156ZM161 81H158L157 82V85H158V83L159 82H161ZM178 81V83H180V82H182V81H180L179 82ZM194 81V80H193ZM200 81H198V83L200 82ZM16 82L18 83L19 82V80H16ZM24 82V81H23ZM36 82V81H35ZM38 82H40V80L38 81ZM42 82H44L42 79H41V83ZM116 82V81H115ZM115 82H114V84H115ZM117 82H121L122 84H123V82L122 81H117ZM129 82V81H128ZM136 82V81H135ZM188 82H189V80H188ZM188 82H186V83H188ZM190 82H191V85L190 86H192V81L190 80ZM189 82V83H190ZM13 83H15V82H13ZM17 83H15V84H17ZM40 83V84H41ZM45 84L47 83V82H44ZM43 83V84H44ZM68 83V82H67ZM66 83V84H67ZM76 83V82H75ZM75 83H69V84H73V85H75ZM90 83V82H89ZM94 83V84H95ZM131 83V81L129 82V84ZM140 83V82H139ZM143 83V82H142ZM153 83V82H152ZM176 85H177V82H174ZM189 83H188V85H189ZM234 83H235V85L236 84H239L238 85V87L236 86V88H235V91H234V87H235V85H234ZM19 84V83H18ZM23 83H22V81L20 82V85H22ZM27 84V83H26ZM38 84L39 86H40V89H44V86H46V87H48L49 88V84L47 83L46 85L44 84ZM53 84V83H52ZM52 84H51V86H52ZM55 84V83H54ZM57 84H60V83H57ZM78 84V83H77ZM76 84V85H77ZM106 84V83H105ZM105 84H104V86H105ZM111 84V83H110ZM113 84V83H112ZM113 84V85H114ZM136 84V86H137V84L138 83H135ZM146 84V83H145ZM166 85V87H168L169 85ZM24 85V84H23ZM49 85V86H48ZM72 85V86H73ZM78 85H80V83L78 84ZM99 85V86H100ZM117 85V84H116ZM121 85V84H120ZM142 85H144V84H142ZM161 85H163V83L162 84H159V86H160V88H162V90H163V88H165L166 89V91H168L167 89H169L170 88V90L172 89L170 86H169V88H166L165 87V85L164 86H162L161 87ZM171 85V84H170ZM179 85V84H178ZM187 85V84H186ZM187 85V88L189 87V90L192 88V87H190V86H188ZM198 85H200V84H198ZM233 85H234V87H233ZM50 86V87H51ZM61 86H63V84H61ZM81 86H82V84H81ZM80 86V87H81ZM103 86V87H104ZM106 86H107V84H106ZM105 86V88H106V92H107V90H108V88ZM130 86H133V84L132 85H130ZM135 86V87H136ZM145 86V85H144ZM143 86V87H144ZM148 85H146L145 87H146V89L148 90V87H147ZM172 86H175V85H172ZM184 87V85H182V83L179 85V88L180 87ZM55 87V89H56V86H54ZM54 87H52V88H54ZM60 87V86H59ZM76 87V86H75ZM84 87V86H83ZM90 87V86H89ZM103 87H102V89H103ZM142 87V86H141ZM140 87V88H141ZM142 87V88H143ZM152 87V86H151ZM177 87V86H176ZM175 87V88H176ZM221 87V88H220ZM17 88H18V86H17ZM47 88V89H48ZM77 88H78V86H77ZM91 88V87H90ZM99 88V87H98ZM98 88H97V90H98ZM119 88V87H118ZM124 88V87H123ZM128 88V87H127ZM130 88V87H129ZM131 88H133V87H131ZM138 88V87H137ZM136 88V89H137ZM174 88V87H173ZM178 88V87H177ZM177 89L176 91H180L181 89ZM196 88V87H195ZM217 88H220L218 91H217V93H219V94H216V92H215V90L217 89ZM225 88V89H224ZM262 88H261V90H262ZM47 89H44V91H42V92H40L39 93V91L40 90H38V92L37 93H39L38 95H39V98L41 97L42 98V105H44L45 107H47V105H48V107L47 108H50V110L49 111H51V109H53V108H55V107H57L58 105H55L54 103H56V100H57V102H59L58 104H61V102L58 100L59 98H60V94H58L59 96H57V98L56 99H54L56 96L52 93V91H51V89L50 90H47ZM58 89V91L61 89V88H57ZM74 88H72V90H73ZM95 89V88H94ZM111 89H114V88H111ZM122 88H120L119 90H121ZM139 89V88H138ZM143 89H145V88H143ZM145 89V90H146ZM154 89V88H153ZM199 89V88H198ZM198 89H197V91H198ZM202 89V90H201ZM72 90H70V91H72ZM81 90H83V89H81ZM88 90V89H87ZM90 90V89H89ZM105 90V89H104ZM103 90V91H104ZM118 90V89H117ZM126 90V89H125ZM127 90H131L132 91V89H127ZM156 90H158V89H156ZM161 90V89H160ZM188 90V91H189ZM221 90V91H220ZM222 90H223V92H222ZM259 91L260 93H264V92H262V91ZM55 91V90H54ZM57 91V90H56ZM75 92H76V88H75V90H74ZM80 91V90H79ZM85 91H86V88H85ZM102 91V93H104ZM115 91H116V89H115ZM131 91H129V92H131ZM139 91V90H138ZM142 91V93H143V91L144 90H141ZM140 91V92H141ZM159 91V90H158ZM163 91H165V90H163ZM172 91H175V90H172ZM171 91V92H172ZM176 91L174 92V93H176ZM182 91V92H181ZM180 92H181V94L182 93H184L185 92V90H184V92H183V90H181ZM194 91V90H193ZM198 91V92H199ZM69 92V91H68ZM73 92V91H72ZM78 92V91H77ZM91 92V91H90ZM101 92V91H100ZM116 92H118V91H116ZM116 92H114V93H116ZM121 92H124V91H120L119 93H121ZM128 92V91H127ZM140 92H137V93H140ZM150 92V90H148V93ZM160 93H161V91H159ZM158 92V93H159ZM169 92V91H168ZM189 92H191V94H188L187 96L188 97H193V100L190 98V101L192 102H194V96H191L192 95V90L191 91H189ZM195 92V91H194ZM198 92H195V93H197L198 94ZM235 92V93H234ZM36 92H35V95L37 94ZM59 93H62L63 94V92L61 91V92H59ZM79 93V92H78ZM83 93V92H82ZM136 93V92H135ZM135 93H134V95H135ZM150 93H152V89H151V92ZM155 93V92H154ZM163 93H165L164 94V97H166V94H168V96L170 97V95H169V93H167V92H163ZM223 93H224V95H223ZM260 93H259V99H260V101H261V99L264 97V96H262V94H261V96H260ZM34 94V93H33ZM65 94V93H64ZM97 94V93H96ZM105 94H107V93H105ZM129 94V93H128ZM141 94V93H140ZM146 94H147V92H146ZM153 94V93H152ZM155 94H157V91H156V93ZM155 94H153L154 96H160V97H162L163 96V94L161 95V94H157V95H155ZM177 94V93H176ZM176 94H173V93H171V95H174V97H175V95ZM179 94V93H178ZM203 94H202V96H203ZM38 95H36L35 97L37 98L38 97ZM57 95V94H56ZM67 95V94H66ZM86 94H84V95H80L81 97L83 96H85ZM93 95V94H92ZM109 95V94H108ZM107 95V96H108ZM113 95V94H112ZM119 95V94H118ZM125 95V94H124ZM133 96V94H130V96ZM138 95V94H137ZM196 95V94H195ZM212 95H210L211 96V98H212ZM25 96H27V95H25ZM25 96H23V97H25ZM30 97H32L31 95H29ZM62 96H64V95H62ZM61 96V97H62ZM75 95H73V97H74ZM79 96V95H78ZM77 96V98H79ZM102 96H104V95H102ZM106 96V97H107ZM119 96H123V95H119ZM140 96V95H139ZM142 96V95H141ZM141 96H140V98H141ZM145 96V95H144ZM151 96V95H150ZM154 96H153V98H154ZM200 95H198L197 97H199ZM210 96H209V98H210ZM28 97V96H27ZM54 97V98H53ZM86 97H87V95H86ZM124 97V96H123ZM136 97V99H134V100H137L136 101V106H135V101L132 99V102L134 101V105H129V103L131 102V98L130 99H126V95H125V101L124 100H122V99H120V98H118L117 97V101L119 102H122L121 103V105H120V107L122 106L123 108H126V109H128L125 105H127L126 103L128 102V106H129V108H130V106L132 107H134L133 109H135L136 108V110L138 109H140L141 108V103H139L140 105V108L139 107H137L138 105H137V102L139 101V100H141L140 98H138L137 99V96H135ZM163 97V98H164ZM164 98L163 100L165 101V102H163L162 103V105H160V103L163 101H161V99H160V102H159V104H158V102L157 101H159V100H157L156 102H157V104H158V106L160 105V106H162V107H160L159 106V111H162L161 109H163V113H164V109L166 108H168V110H165V112H166V114L164 113V115H167L168 116V113H170V115L175 119V115H173V112L175 111L177 114L180 112V111H182L181 109H182V106H180V102L177 100V99H179V98H174L173 96H172V98L170 97V98ZM203 98V100L201 101V100H199V98H196L197 100H199L200 102H203L202 103V105H203V108H202V115H198V114H196V118H197V116H199L198 117V119L201 121V117L200 116H203V118H202V123H203V126H204V128H205V130H207V131H209L208 133H211V136H212V141H214V142H212V144L214 145V143L215 144H217V145H214L215 146V148L213 149L212 147L210 148V152H208L207 154H208V156H210L211 157V150L213 149L214 151L216 150V146H218V150H219V147L220 146H223L225 149H226V151H227V155L228 154H232L233 152L232 151H234L235 153H241L242 151H248L250 154V156H251V153H253V154H255L256 156H252V158H253V161H251V162H253V168H252V165H251V162H249L250 163V166L251 167H249L250 169H251V172H253V171H255V172H257L258 170V172H260V170L263 168V166L264 165H262V163L264 164V160H263V162L261 163V161H262V159H263V157H264V121H263V124H261L260 123V125L258 124L257 125V118L255 119L256 121H253L254 123L256 122V125H254V126H252V127H250L249 129H248V126H250L251 124H252V120H247L248 122H250L249 124L250 125H248V122L246 121V120H244V122H245V124H246V122H247V124L245 125V124H243V127H244V125L247 127L246 129L247 130H245V131H243L242 130V133H240L239 132V134H237V137L234 139V140H229V138H227V136H226V134H225V127H223L224 125V123H223V116H224V114L222 113V111L220 110V107H221V105H222V103H221V100H220V103H218V107H219V104H221L220 105V107H219V110L221 111H213L214 109H212L213 108V106H214V104H212L213 106L211 107V102L209 103V101L207 100V102H206V99L207 98ZM26 98V97H25ZM70 98V97H69ZM104 98V97H103ZM133 98V97H132ZM148 98V97H147ZM147 98H143L144 99V101L147 99ZM150 98V97H149ZM202 97L200 96V99H201ZM208 98V99H209ZM219 98V97H218ZM221 98V97H220ZM27 99V98H26ZM65 99V98H64ZM70 99H72V98H70ZM74 99V98H73ZM72 99V100H73ZM91 99V98H90ZM150 99H152V97L150 98ZM149 99V100H150ZM155 99V98H154ZM166 99V100H165ZM170 99H172V100H170ZM183 99H184V97H183ZM226 99V98H225ZM35 100V99H34ZM38 100V99H37ZM37 100H35V101H37ZM62 100H63V98H62ZM66 100V99H65ZM65 100H63V101H65ZM67 100H68V97H67ZM72 100H70V102H74V101H72ZM89 100V99H88ZM92 100H93V98H92ZM108 100V99H107ZM110 100H112V99H110ZM148 100V101H149ZM153 100V99H152ZM169 100L171 101V103H169V105H171V106H173V109L171 108V107H166V105H168V103L167 102H169ZM186 100H187V102H188V98H186ZM257 100H258V97H257ZM40 101V100H39ZM104 101V100H103ZM143 101V100H142ZM148 101H146L145 103L147 104L148 103ZM154 101V100H153ZM153 101H150V104L148 103L147 105L149 106V105H151V103L153 102ZM184 101V100H183ZM182 101V102H183ZM198 101V102H199ZM225 101V100H224ZM223 101V102H224ZM4 102V101H3ZM83 103H85V100L83 99V101H82ZM90 102V101H89ZM92 102V101H91ZM109 102V101H108ZM119 102V103H120ZM185 102V101H184ZM184 103V104H188V103H191V102H188V103ZM199 102V103H200ZM231 102V101H230ZM233 102H234V100H233ZM232 102V103H233ZM5 103V102H4ZM30 103H31V101H29V105H30ZM46 103V104H45ZM79 103H81L80 102V99H79ZM79 103H76V104H78L79 105ZM104 103V102H103ZM144 103V102H143ZM167 103V104H166ZM209 103V104H208ZM215 103V102H214ZM238 103L240 104L241 102H239L238 101ZM249 103V102H248ZM32 104V103H31ZM40 104H41V102H40ZM39 104V105H40ZM65 104V103H64ZM69 104H72V103H69ZM87 104V103H86ZM102 104V103H101ZM109 104L110 103H108L107 105L109 106ZM113 104V103H112ZM152 104H155V103H152ZM164 104V105H163ZM183 103H181V105H182ZM183 104V105H184ZM193 104V103H192ZM260 104V103H259ZM258 104V105H259ZM33 105H35V104H33ZM41 105V106H42ZM63 105V104H62ZM78 105H75V106H78ZM81 105V104H80ZM111 105V104H110ZM116 105V104H115ZM115 105H113V106H115ZM119 105V104H118ZM144 105V104H143ZM146 105V106H147ZM200 105H201V103H200ZM217 105V103H215V106ZM229 105V104H228ZM244 105H245V103H244ZM253 105H254V103H253ZM257 105V106H258ZM263 105V104H262ZM50 106V107H49ZM91 106V105H90ZM99 106H102V105H99V103H98V106L97 107H99ZM106 106V105H105ZM107 106V107H108ZM112 106V107H113ZM145 106V107H146ZM154 106V105H153ZM164 106V107H163ZM187 106V109L189 108V105H186ZM194 106V105H193ZM230 106V105H229ZM239 106V105H238ZM243 106V105H242ZM252 106V105H251ZM250 106V107H251ZM3 107H4V104H3ZM2 107V108H3ZM33 107V106H32ZM60 108H61V106H59ZM59 107H57V112H62L63 111V109H66V108H64L63 107V109H61L62 111H59ZM66 107V106H65ZM68 107V106H67ZM70 108H73V111L72 112H74V110L75 109H78L77 107L74 109V107H73V105L72 106H69ZM83 107V106H82ZM112 107H111V109H112ZM116 107V106H115ZM114 107V108H115ZM118 107V106H117ZM116 107V108H117ZM144 107V106H143ZM151 108H152V105L150 106ZM223 107V106H222ZM221 107V108H222ZM254 107V106H253ZM5 108V107H4ZM24 108V107H23ZM26 108V107H25ZM103 108V107H102ZM101 108V109H102ZM105 108V107H104ZM109 108H110V106H109ZM149 108V107H148ZM148 108H144V109H148ZM154 108V107H153ZM153 108L150 110V108H149V110L148 111H151L152 113H153ZM194 107H192L190 110H192ZM215 108V107H214ZM217 108V107H216ZM225 108V107H224ZM224 108H222L223 110H224ZM233 108V107H232ZM234 108H236L237 110H238V108L236 107V105H235V107ZM234 108H233V110H234ZM241 108V107H240ZM243 108V107H242ZM257 108H259V107H257ZM261 108V107H260ZM262 108H264V107H262ZM261 108V109H262ZM6 109V108H5ZM5 109H2V110H5ZM37 109V108H36ZM45 109V108H44ZM43 109V110H44ZM100 109V110H101ZM119 109H122V108H119ZM118 109V110H119ZM125 109V110H126ZM132 109V110H133ZM142 109V108H141ZM143 109V110H144ZM198 109V108H197ZM229 109V108H228ZM236 109H235V111H236ZM254 109V108H253ZM261 109H258V110H261ZM7 110H8V108H7ZM6 110V111H7ZM33 110V109H32ZM31 110V111H32ZM46 111H47V109H45ZM44 110V112H46ZM56 110V109H55ZM68 110V109H67ZM66 110V111H67ZM97 110H99V108L97 109ZM113 110V109H112ZM142 110V111H143ZM172 110V111H171ZM174 110V111H173ZM178 110V111H177ZM195 111H196V109H194ZM194 110H192V112L194 111ZM216 110V109H215ZM0 111H1V108H0ZM5 111V112H6ZM49 111H47L48 113H49ZM54 111V110H53ZM53 111H51V112H53ZM107 111H108V108H107ZM110 111V110H109ZM115 111H117V109L115 110ZM120 111V110H119ZM123 111H124V109H123ZM135 111V110H134ZM147 110H144L143 111V113L145 112H147V113H149ZM168 111V112H167ZM171 111V112H170ZM194 111V112H195ZM200 110H198V112H199ZM234 111V112H235ZM55 112V111H54ZM54 112H53V114H54ZM63 112H65V110L63 111ZM62 112V113H63ZM72 112H69L70 114H72ZM77 112V111H76ZM102 112V111H101ZM106 112V111H105ZM111 112H114V111H111ZM154 117L156 116L157 117V119H158V117L161 119V120H163V122H164V119H162L163 117L165 118V116H162V118L160 117L161 116V114L162 113H160V112H158V111H155L154 110ZM183 112V111H182ZM191 112V113H192ZM252 112V111H251ZM259 112V111H258ZM2 112H0V114H1ZM33 114H34V112H32ZM67 113H68V111H67ZM67 113H63V114H67ZM81 113L82 112H80V113H75V114H73L74 115V117H76V115L77 114H80L81 115ZM91 113V112H90ZM96 113V112H95ZM107 113V112H106ZM110 113V112H109ZM114 113H116V112H114ZM132 113H134V112H132ZM144 113V114H145ZM157 113H159L160 115L158 116V114ZM181 113V112H180ZM185 113H188V112H186L185 111ZM220 113H222L223 114V116L220 114ZM254 113V112H253ZM263 113V112H262ZM2 114H5V113H2ZM7 114H11V112H10V110H9V113L7 112ZM6 114V115H7ZM21 114H23V113H20V115ZM24 114H25V112H24ZM31 114V113H30ZM30 114L28 115V116H30ZM58 114V113H57ZM84 114H87V111L85 110V113ZM137 114H141L140 112L138 113V111H137V113L135 114H132V115H137ZM157 114V115H156ZM232 114V113H231ZM231 114H229V115H231ZM241 114V113H240ZM243 114V113H242ZM248 114H250V113H248ZM252 114V113H251ZM250 114V115H251ZM255 114L256 113H254V116H253V114H252V117L251 118H255V117H257V116H255ZM16 115V114H15ZM90 114H87V116H88V118L90 117L89 116ZM109 115V114H108ZM111 115H113V114H111ZM119 115V114H118ZM128 115V117L129 116H131L130 115V112L127 114ZM148 116H149V114H147ZM163 115V114H162ZM169 115V116H170ZM178 115H180V114H178ZM178 115H176V117L178 116ZM188 115V114H187ZM187 115H185V116H187ZM261 114H259L258 116H260ZM22 116V115H21ZM32 116V115H31ZM34 116V115H33ZM54 116V115H53ZM58 116H60V117H62L63 115H58ZM66 115H64L63 116V118H59L57 121H58V124L59 125H62V127H63V120L62 119H64L65 120V117ZM104 116V115H103ZM103 116H101L100 118L103 120ZM123 116V115H122ZM138 116H140V115H138ZM146 116V115H145ZM166 116V118H168ZM170 116V120L169 121H171V117ZM184 116V114H182L181 115V118H179L178 117V119H183V117H185ZM190 116V115H189ZM242 116V115H241ZM249 116V115H248ZM17 117V116H16ZM55 117V116H54ZM57 117V116H56ZM78 117H82V118H78ZM105 117V116H104ZM110 117V119H111V121H112V118L113 117H111V116H109ZM127 117V118H128ZM135 117V116H134ZM141 118H143L144 117V115L142 114V116H140ZM191 117V119H188L187 121H185V123L186 122H189L190 120H191V122L192 123H194V124H196V123H199L198 121H196V122H194V121H192V119H194L193 118V115L192 116H190ZM227 117H229V116H227ZM236 117V116H235ZM244 118H247V117H245V116H243ZM10 118V117H9ZM18 118V117H17ZM50 118H52V116L50 117ZM58 118V117H57ZM56 118V119H57ZM77 118L79 119V121H84V120H82L83 118H84V116H78L77 115ZM119 118V117H118ZM132 118V117H131ZM136 118H138L137 116L135 117V119ZM144 118H147V116L146 117H144ZM143 118V119H144ZM150 118V117H149ZM148 118V119H149ZM172 118V119H173ZM186 118V117H185ZM224 118H225V116H224ZM232 118H233V116H232ZM232 118L230 117V119L232 120ZM240 117H238L237 119H239ZM242 118V117H241ZM30 119V118H29ZM31 119H33L32 117H31ZM67 119V118H66ZM84 119H86L87 120V118H86V115H85V118ZM120 119H122V118H119L118 120H120ZM147 119V120H148ZM159 119V122H162L161 120ZM173 119V120H174ZM177 119V121H175V123L176 122H179L178 124H180L178 127L179 128H181L180 126H181V124H182V122L180 123V120H178ZM223 119V120H222ZM226 119V118H225ZM20 120V119H19ZM123 120V119H122ZM130 120V119H129ZM142 120V119H141ZM227 120V119H226ZM225 120V121H226ZM230 120V121H231ZM234 120V119H233ZM235 120H236V118H235ZM1 121V120H0ZM32 121H35V120H32ZM50 122H53L54 120H49ZM49 121H47V122H49ZM108 121V120H107ZM115 121H116V119H115ZM131 121H132V119H131ZM165 121H167V119L165 120ZM168 121V122H169ZM173 121V122H174ZM238 121V120H237ZM236 121V122H237ZM242 122H243V120H241ZM259 121V120H258ZM101 122V121H100ZM113 122V121H112ZM119 122V121H118ZM121 122V121H120ZM124 122H125V119H124ZM129 122V121H128ZM135 122H136V120H135ZM134 122V123H135ZM147 121H145L144 122V120H143V122L142 123H144L147 127H148V125H147V123H146ZM158 122V123H159ZM162 122V123H163ZM239 122V121H238ZM54 123V122H53ZM62 123V124H61ZM68 123V122H67ZM81 123V122H80ZM84 123V122H83ZM104 124H107V123H105V121L103 122ZM111 123V122H110ZM114 123V122H113ZM112 123V124H113ZM138 123V122H137ZM140 123V122H139ZM138 123V124H139ZM150 123H151V121H150ZM153 123H155L154 121H153ZM190 123V122H189ZM186 124V125H188L189 127L190 126H193V125H190V124ZM228 123H229V121H228ZM240 123V122H239ZM238 123V126H239V129H242V127L240 128V125H241V123L239 124ZM51 124V123H50ZM55 124H57V123H55ZM108 124H109V121H108ZM107 124V125H108ZM115 124H116V122H115ZM133 124V123H132ZM136 125V124H134V126H135V130H137V128H136V126L137 127H140L141 128V126L140 125ZM144 124H143V126H144ZM156 124V123H155ZM171 124H173L174 125V127H176L175 126V124L174 123H171L170 122V125ZM184 124V123H183ZM183 124H182V126H183ZM227 124V121H226V123H225V125ZM3 125V124H2ZM66 124L64 123V126H65ZM77 125H78V120H77ZM81 125V124H80ZM82 125H87V123H85V124H82ZM90 123H89V127H90ZM109 125H111V124H109ZM114 125V124H113ZM121 125V124H120ZM119 125V123H118V125L116 126V127H119L120 126ZM125 125V124H124ZM123 125V126H124ZM127 125H129L132 129H134L130 124H127ZM127 125H125V126H127ZM154 125V124H153ZM160 125H163V129H164V127L166 126L167 128H169L168 127V125H169V123L168 124H166V123H164V124H161L160 123ZM173 125H171V126H173ZM186 125H184V127L181 129V130H183L184 131V128H187L186 127ZM198 125V124H197ZM196 125V126H197ZM234 125V124H233ZM31 126H33V123H32V125ZM94 126H96V125H92V128H91V130L92 129H94V128H97V127H94ZM128 126V127H129ZM145 126V127H146ZM157 126V125H156ZM195 126V125H194ZM193 126V127H194ZM227 126V125H226ZM229 126L231 127L232 126V122H231V124H229ZM229 126H227V128L229 127ZM3 127V126H2ZM49 127V126H48ZM47 127V128H48ZM53 127V126H52ZM76 125L74 126V129H76V128H78V127H76ZM85 127V126H84ZM88 127V126H87ZM103 127V130L104 131H106V129H105V125L103 126V124H102V126L100 125V128H102ZM112 127V126H111ZM120 127H122V126H120ZM145 127H143V128H145ZM158 128V131H159V129L161 130L162 128H161V126L159 127V126H157ZM166 127H165V129H166ZM199 128H201V125H199L198 126ZM217 127H221V128H217ZM61 128V127H60ZM60 128H56L57 130L56 131H61V130H63V129H60ZM80 128V127H79ZM114 128H115V126H114ZM114 128H111V130H112V132L114 131ZM130 128V129H131ZM142 128V129H143ZM151 128V127H150ZM152 128H153V126H152ZM151 128V130H153ZM173 128V127H172ZM179 128H176V129H179ZM217 129V130H219L218 131V133L216 134L217 136L215 137L214 135H215V132H216V130H214V129ZM237 127H234L233 129H236ZM245 128V127H244ZM26 129H27V127H26ZM38 129V128H37ZM58 129H60V130H58ZM73 129V128H72ZM84 129L85 128H83V130H81V132H85L84 131ZM119 129V128H118ZM122 129H123V127H122ZM126 129H128V128H126ZM130 129H128V130H130ZM146 129H148L149 131H150V129L149 128H146ZM162 129V130H163ZM170 129V128H169ZM174 129V128H173ZM176 129H174V130H176ZM189 129V128H188ZM188 129H185V130H188ZM197 129L198 128H196V129H194V130H196V132H198V134H201L200 133V130L199 131H197ZM225 129V130H224ZM233 129H231L230 128V130L232 131ZM10 130V129H9ZM44 130H46V129H44ZM43 129H42V132L44 131ZM48 130H50V129H48ZM54 130V127H53V129L51 128V131L52 132H54L53 131ZM91 130L90 129H88V132L89 133H91ZM94 130H96V129H94ZM101 130V129H100ZM100 130H97V131H100ZM141 130V129H140ZM147 130V131H148ZM154 130H156V128L154 129ZM153 130V131H154ZM180 130V131H181ZM204 129H203V131H204V134H205V131ZM238 130V129H237ZM237 130H234V131H236V132H238ZM0 131H5V132H7L6 131V129L5 128H3V129H1L0 128ZM12 131V130H11ZM51 131H49V132H51ZM69 131H72V130H69ZM93 131V130H92ZM118 131V133L120 132V129L119 130H117ZM142 131H144V129L143 130H141L140 132H142ZM153 131H152V133H153ZM163 131H165V133L166 134H164V132ZM163 131H159V133L161 134V136L163 135L164 137H165V135H166V137L168 138V137H170V136H172V135H174V133L171 135H169V136H167L169 133H172V132H170V130H168V129H166V130H163ZM169 131V132H168ZM179 131V132H180ZM213 131H215V132H213ZM228 131V130H227ZM241 131V130H240ZM9 132V131H8ZM36 132V131H35ZM34 132V133H35ZM38 132H39V130H38ZM42 132H41V135H40V138H41V136H42ZM48 132V133H49ZM77 132V131H76ZM79 132V131H78ZM80 132V133H81ZM87 132V131H86ZM87 132V133H88ZM111 132V131H110ZM111 132V133H112ZM124 132H126V130L124 129ZM133 132V131H132ZM138 132L139 131H137L136 133L138 134ZM139 132V133H140ZM155 132V131H154ZM156 132H157V130H156ZM178 132V131H177ZM178 132V133H179ZM185 132V131H184ZM196 132H194V134L196 133ZM213 132V133H212ZM230 132V131H229ZM233 132V131H232ZM231 132V133H232ZM9 133H14L13 131L12 132H9ZM45 133V131L43 132V134ZM47 133V132H46ZM59 132H57V134H58ZM72 133H73V131H72ZM72 133H70V135L69 136H72V135H74V134H72ZM79 133V134H80ZM83 133H81V135H83ZM88 133V134H89ZM93 134L95 133V131H93L92 132ZM91 133V134H92ZM103 133V132H102ZM101 133V134H102ZM108 133V132H107ZM106 133V134H107ZM122 133V132H121ZM120 133V134H121ZM131 132H128V134H130ZM151 133V134H152ZM158 133V132H157ZM158 133V134H159ZM168 133V134H167ZM183 133V132H182ZM207 133V132H206ZM235 133V132H234ZM1 134L3 135V133L1 132ZM20 134V133H19ZM38 134V133H37ZM54 134L55 133H53V135H52V137L54 136ZM65 134H67V133H65ZM92 134V135H93ZM98 134V133H97ZM96 133H95V135H97ZM100 134V135H101ZM104 134V133H103ZM108 134H110V133H108ZM114 134L116 135V133L114 132ZM131 134H133V133H131ZM141 134V133H140ZM143 134V133H142ZM141 134V135H142ZM148 134V133H147ZM146 134V130H145V135H147ZM153 134H155V133H153ZM153 134L151 135V136H153ZM158 134H156L157 135V137H158ZM177 133L175 132V135H176ZM187 134V133H186ZM229 134V133H228ZM227 134V135H228ZM233 134V133H232ZM13 135V134H12ZM16 135H17V133H16ZM27 135V134H26ZM56 135V134H55ZM59 135V134H58ZM85 135V134H84ZM94 135V136H95ZM99 135V134H98ZM121 135H123V134H121ZM134 135H136L135 134V131H134ZM133 135V137L134 138H136L137 140L138 139H140V138H142L143 139V137H144V139H145V136H141V137H139V136H137V137H135ZM139 135V134H138ZM144 135V134H143ZM190 135V132H189V134H187V136H189ZM210 135V134H209ZM208 135V136H209ZM235 135V134H234ZM24 136H25V134H24ZM28 136V135H27ZM44 136V135H43ZM42 136V137H43ZM45 136H46V134H45ZM57 136V135H56ZM77 135H74V136H72V137H74V138H72V137H70V138H72V140H75L77 143V145L75 146V144L72 146V147H69L68 148V150H67V152H69L68 154H70V158H72V153H73V155H74V153H77V154H79V155H82V157H83V159L82 160H84V164H85V166L87 165V166H89V168L90 169H86V167L83 165V163H82V160H80L81 161V163H79V165L78 164H76V163H74L73 164V162L72 161H67V159H69V155L67 156V159H65L66 157H64V155L62 156V157H64V159L67 161H62V163H61V161L59 162V163H61V165H57V164H59V163H57L56 164V162H58L57 160H60L58 157L56 158V162H55V164L57 165V167L59 168V170L61 171V173L63 174L64 173V175L65 176H67V172L65 173V171L67 170V169H69V168H71L72 169V171H73V168H77V169H79V168H82L83 167V169L86 171H84V173H82L83 171V169H80L79 171L77 170H75L74 169V172H73V174L72 173H70V172H72V171H70V169L68 170V173H70V174H68V175H72V176H76V177H78V178H81V179H75V176L72 178V176H67L66 178H65V180L64 181H66V179H67V181H69V179H75L76 180V183H77V181L79 180V183L80 182H83V180L84 179H86V178H88V180H84L85 182H83V183H80V184H84L83 186L81 185L80 186V189H82V187H84V188H87L88 187V189H87V191H89L88 192V194L90 195V192H91V194L96 190V189H94V185H92V182H93V180H94V182H95V180L97 181L98 180V182L100 181L99 179H100V177H101V175L96 171L95 172V170L94 169H92V170H94L92 173H93V175L91 176V177H95V178H97L96 176H97V173L100 175V177H98V179H93V178H91V181H89V177H87V175H91V173H90V171H91V167L93 166H96L97 165V163L98 162H96L94 159L98 156L99 157V155L101 154V153H99L100 152V150H97L98 151V153H99V155H95V153L93 154L92 152H93V150H91L90 152L93 154V155H95V158H94V156H92V154L90 155V153H88L89 151H87L88 149H84V146H86V145H88L89 146V143L91 144L96 138L93 136L92 138H95V139H93V141L91 140L92 138H90V137H87L88 135H86V136H78L77 138ZM110 136H112V135H110ZM110 136H109V138H110ZM117 136V135H116ZM125 136V135H124ZM127 136V135H126ZM151 136H149V138H147V139H145V140H147V141H149V143L151 144L153 141H152V138H151V140H150V137ZM160 136V135H159ZM160 136V137H161ZM162 136V137H163ZM183 136H185L186 137V135H185V133H183ZM183 136L180 138L181 140H184V139H182L183 138ZM193 136V135H192ZM196 136H198V135H196ZM200 136H202V135H200ZM229 137H230V134L228 135ZM22 137V136H21ZM37 136H35L34 138H36ZM52 137L48 134V138H51L50 139V141L52 142V140L54 139H52ZM55 137V136H54ZM58 138H59V136H57ZM57 137H55L56 139V141H58L57 140ZM61 137H62V139H63V141H60L61 140ZM105 137V136H104ZM104 137L102 138V139H104ZM139 137V138H138ZM157 137H155L156 139L155 140H157ZM159 138L158 137V140H160V141H162L163 139H165V138ZM176 137H180V135L178 136H176ZM195 137V136H194ZM194 137L193 138H191L192 140L194 139ZM206 137V136H205ZM18 138V137H17ZM27 138V140L29 139L28 137H26ZM33 138V139H34ZM46 137H44L43 139H45ZM64 138L66 139V137L64 136ZM63 138V136H60V142L58 141V143H59V145L61 144V146L63 145V143L65 142V141H67V140H65ZM107 140H109L108 139V136H106L105 137ZM177 138V139H178ZM186 138H188V137H186ZM189 138V141L191 142V139ZM210 138L211 137H208V140L211 142V140H210ZM231 138V137H230ZM233 138V137H232ZM20 139H22V138H20ZM30 139H32V138H30ZM29 139V140H30ZM42 139V138H41ZM101 139V140H102ZM113 139V138H112ZM121 139H123V138H121ZM130 139V138H129ZM132 139V138H131ZM130 139V140H131ZM162 139V140H161ZM177 139H176V142H179V141H177ZM179 139V140H180ZM195 139L197 140V138L195 137ZM199 139V138H198ZM200 139H203V136L202 137H200ZM200 139H199V142L201 143L202 142V140L200 141ZM26 140V139H25ZM26 140V141H27ZM28 140V142L30 143L31 142V140L29 141ZM36 140L38 141L39 140V138L37 137V139H34L33 140V142H35L36 143ZM99 140V139H98ZM101 140H99V141H101ZM133 140V139H132ZM135 140V139H134ZM168 140H170V138L168 139ZM173 140H174V138H173ZM180 140V141H181ZM24 142V138H23V141L21 142V144L23 143H26L27 144V142ZM41 141V140H40ZM40 141H38V144H40L41 142ZM50 141H49V143H50ZM92 141V142H91ZM96 141V140H95ZM99 141H97V142H99ZM103 141H105V140H103ZM113 141H114V139H113ZM118 141V140H117ZM119 141H120V138H119ZM127 141V140H126ZM126 141H122V142H126ZM129 141V140H128ZM139 141V140H138ZM144 141V140H143ZM151 141V142H150ZM184 141H186V143H187V139H185ZM188 141V142H189ZM198 141V140H197ZM196 141V142H197ZM206 141V140H205ZM17 142H18V139H17ZM43 142H45L46 143V147L47 146H53L54 148H55V146H54V144L55 143H57V142H55L54 140H53V145H47V143H48V141L46 142V141H43ZM68 142V141H67ZM97 142L95 143V142H93V143H95V144H97ZM115 142V141H114ZM122 142H120L121 144H122ZM140 142H142L141 140H140ZM159 141H157V144H158V147H157V149H156V152H158L157 150H159V145H163V144H167V143H161V144H159L158 143ZM182 142V141H181ZM181 142H179V145H178V143H177V145L175 144V140H174V142L172 141V139L169 141V146H165V147H170V146H172L173 144L172 143H174V145H175V147H173L172 146V149H173V151H169V149L171 148H166V149H168L167 151L171 154L172 152H174L175 150V148H177V150L176 151H181V150H179L180 148H182L183 149V147L180 145L181 144ZM19 143V142H18ZM44 143V144H45ZM69 144H72V143H70V141L68 142ZM101 143V142H100ZM133 143H134V141H133ZM132 142H131V145L133 144ZM137 143V142H136ZM154 143H156V141L154 142ZM193 142H191V144L190 145H193L192 144ZM198 143V142H197ZM1 144V143H0ZM5 143H3V144H1L2 146L4 145ZM20 144V145H21ZM22 144V145H23ZM25 144V145H26ZM38 144H37V146L36 145H34V143L32 144V145H34L35 146V152H34V154L35 153H37L38 152V150H39V152H40V149L42 150V153H40V156H41V154H42V156H41V158L42 159H44L45 158V160L46 161H43L44 162V165L46 166L47 164H45V163H48L50 160L49 159H51V161L54 159V156L52 155V151H54L53 150V148L51 149V147H50V152H52L51 153V157H49L48 156V150L49 149H47L46 150V148H45V146L44 147H42V148H40V149H38V147L41 145H39L38 146ZM65 144H67V143H65ZM64 144V145H65ZM94 144V145H95ZM102 144V143H101ZM101 144H100V146H101ZM106 144H108L107 143V141H106V143H105V145H104V149L105 148H108L109 147V145H110V143L107 145V147H106ZM112 144V143H111ZM121 144H120V147H121ZM138 144V143H137ZM149 144V145H150ZM172 144V145H171ZM184 144L185 143H183L182 142V145L184 146ZM188 143L184 146V150H186L185 148H187V150H188V148H191L190 147V145H189ZM8 145H10V144H8ZM15 145H17L16 144V142H15V144L14 145H10V147L12 146V147H14ZM42 145H43V143H42ZM56 145V147H60L59 145H57V144H55ZM63 145V146H64ZM81 145H83L82 147H81ZM93 145V144H92ZM98 145V144H97ZM96 145V146H97ZM103 145V144H102ZM123 145V144H122ZM126 145H127V143H126ZM130 145V144H129ZM154 145V144H153ZM153 145H151V146H153ZM187 145H189V146H187ZM197 145V144H196ZM1 146V147H2ZM19 146V145H18ZM33 146V147H34ZM65 146H67V145H65ZM70 146V145H69ZM91 146V145H90ZM99 146V145H98ZM97 146V147H98ZM99 146V147H100ZM128 146V145H127ZM127 146H125L124 145V147H127ZM157 146V145H156ZM163 146V147H164ZM177 146H179V147H177ZM200 145H198L197 147H199ZM201 146H203V143H201ZM200 146V147H201ZM212 146V145H211ZM213 146V147H214ZM5 147L6 146H4L3 147V149H5ZM8 148H9V146H7ZM12 147L10 148L11 150H13L12 149ZM21 147V146H20ZM19 147V148H20ZM41 147V146H40ZM87 147V146H86ZM85 147V148H86ZM94 147L95 146H91V148L90 147H88L89 149H94ZM96 147V148H97ZM113 148V145H110V148ZM116 147H118V146H116ZM155 147V146H154ZM162 147V148H163ZM165 147H164V149H165ZM195 145H194V148H197ZM18 148V149H19ZM22 148V147H21ZM21 148H20V151H21ZM27 148H29V145H28V147ZM45 148V149H44ZM49 148V147H48ZM63 148V147H62ZM179 148V149H178ZM209 148V147H208ZM222 148V147H221ZM220 148V149H221ZM30 149V148H29ZM32 149L31 150H29V151H32ZM43 149L44 150H46L47 151V153L45 152V151H43ZM56 149V148H55ZM58 149V148H57ZM64 149H65V152H66V147H64ZM99 149V148H98ZM100 149L102 150V146L100 147ZM122 149V148H121ZM125 149V148H124ZM128 149V148H127ZM127 149H125V150H127ZM155 149V148H154ZM161 149V148H160ZM172 149H170V150H172ZM5 150H7V148L5 149ZM10 150V151H11ZM22 150H23V148H22ZM27 150V149H26ZM52 150V151H51ZM96 150V149H95ZM94 150V151H95ZM108 150H110V149H108ZM114 150H115V147H114ZM120 149H118V151H119ZM149 150H152V149H149ZM148 150V151H149ZM198 151L200 150V148H198L197 149ZM196 150V151H197ZM208 150V149H207ZM222 150V149H221ZM220 150V151H221ZM9 151V152H10ZM16 151V150H15ZM17 151H19V150H17ZM87 151V152H86ZM97 151H96V153H97ZM104 151H107L106 149L104 150ZM116 151V150H115ZM114 151V152H115ZM121 151H123V149L122 150H120L119 151V153L118 152H116L117 153V155H119V160H120V163L118 162V158H116V163H115V166H116V164L118 165V163H119V169H118V167H117V169L120 171V168L121 169H126V171H130V170H127V169H132V168H135L136 169V165H138V164H140V166L142 165L143 166V169H144V167L145 166H147V165H145L147 162H149V164H148V166L147 167H152V169H153V167L154 166H151L150 165V163H153V162H151L152 160H150V158H149V160L148 161H142V157H144L143 155L145 154H141L142 155V157H141V155H140V157L142 158V159H139V160H141V161H138V163L136 162V160H138V159H136L135 160V163H136V165H135V167H133L132 165L133 164H135L134 162H133V160L131 159V157L129 158V156L127 157L125 154H123ZM147 151V150H146ZM153 151V150H152ZM167 151L166 150H164V152H166V154H161V155H165V157H167V159L169 158V155H167L168 153H167ZM175 151V152H176ZM14 152V151H13ZM22 152V151H21ZM28 152V151H27ZM26 151H24L23 153H26V154H28ZM39 152H38V154H39ZM49 152V153H50ZM101 152H103V151H101ZM109 152H111V150L109 151ZM155 152V153H156ZM175 152L173 153V154H171V156L170 157H173V158H169V160H172V159H174V156H175V160H176V158H177V160H178V157H179V155H178V153H177V155H178V157L176 156V154H175ZM182 152H183V150H182ZM180 153V154H182V155H184L183 153ZM187 153H185V151H184V153L185 154H192V152L191 151H186ZM189 152V153H188ZM191 152V153H190ZM199 152H201V151H199ZM199 152H196V155H198V154H200ZM216 152V151H215ZM223 152V151H222ZM225 152V151H224ZM232 152V153H231ZM244 152H243V154H244ZM247 152V153H248ZM6 153H8L7 151H6ZM11 153V152H10ZM20 152H18L17 153V155L19 154ZM23 153H22V155H23ZM29 153H31V152H29ZM32 153H33V151H32ZM31 153V154H32ZM87 153V154H86ZM116 153L114 154V156H116ZM128 153V152H127ZM150 153V155H154L152 152H149ZM149 153H147V154H149ZM159 153V152H158ZM162 153V152H161ZM214 153V152H213ZM217 153V152H216ZM216 153H214L215 155H217ZM246 153V152H245ZM3 155L5 154V152H4V150H3V153H2ZM9 154V153H8ZM31 154H29L30 156H31ZM38 154H36L37 155V157H36V155H32V157L33 158H30V160L31 159H33V160H31V161H35V159H37L39 156H38ZM85 154L87 155V156H89V157H84L85 156ZM89 154V155H88ZM111 154V153H110ZM175 154V155H174ZM193 154H195V153H193ZM207 154H206V156H207ZM214 154H212V157L214 156ZM224 154V153H223ZM238 155V157L240 158H236V159H234L233 158V156H231V155H229V156H231L232 158H230L229 156H227V157H229L232 161H230V160H227V161H229L230 162V165H229V162H228V165H229V168L230 167H233V168H230L231 169V171L232 172H230V171H228L227 173H225V174H227V177H228V179H226V181H224V178L226 177V175H224L223 176V174H224V172H226V171H223V170H225V169H220L221 171H222V175L220 174L221 172H219V174L221 175H218L219 177H223L221 180H223L222 182H218L217 180H218V178L216 177V179L214 180V183L215 184H212L211 185V190H209L210 191V193H212V191H215L216 189H214L215 187H213L214 185H217V182H218V184L220 183V185H217V186H219V188L221 189H219V188H217V190H216V193H217V195L218 196H220V193H218L217 191H223V192H221L222 194L224 193H226L227 194V197L229 196L230 198H228V199H224V201L222 200V195L219 197L220 199L219 200H221L220 202L217 200L218 199V197H216V194H215V192H214V198H215V200H217L218 202L217 203H215L214 204V202H216V201H212L213 200V198H212V200H210V199H206L207 200V203H208V201H210V204H214V205H212L213 207H212V209L210 210V212H208L207 211V213H204V215L202 216V217H199L198 215H196V216H198V217H196V216H193L196 212V214H198L199 213V211H201V213H202V211L204 210L202 207H206V206H204V204L202 205V207H201V205H199L198 203V208H200V210H198V208H197V210L195 211L194 210V207H193V210H194V212H193V215H192V217H190L189 216V212L188 213H186L185 211H186V209H187V211H188V209H189V207L187 208L186 206H185V204H184V206L186 207H183L180 203H178V204H180V205H178L177 204V202L174 200V199H177V198H179V197H181L180 195H181V193H177V194H180V195H177V198H176V196L174 197V191H172V193L174 194L173 195V200L174 201H171V200H169V201H171V202H176V206L178 205V206H180V207H183V209H185V211H178L177 210V212L178 213H180V215H182L184 212V214H185V216L187 215V217L189 216V218H192L193 219V221L197 224L196 226H199L198 224H201L202 225V228H204V229H202V231L204 232V238L203 239H207L208 237H210L211 235L210 234H216V236L214 237L213 235V237L211 238V241H209L210 239L208 238L207 240H206V242H205V244H200V245H195V246H187V243H185V242H183V241H181V239H179V237L177 236V235H173L174 233H176V229L175 230H173V231H171L172 232V235L171 234H168V233H163V230H165L164 228H159V229H162V232L160 231V233H158L157 234V232H155V233H153V231H155V230H152V231H150V227L153 225L151 222H150V225H149V223H148V220L146 219V221H147V225L149 226V230L147 229L148 227H147V225H146V223H143L142 222V220L144 219L145 220V217H147V215L148 214H150V213H148L147 215L146 214H144V215H141V217H143V218H138V216H137V218L138 219H136V220H141V222L143 223V225H141V222H139V221H137V224L138 225H136L135 223V219H133V217H136L135 215L133 216V215H131V216H133L131 219H132V222H130V224L131 223H133V224H135L136 226H138L139 227V225L142 227V226H144V225H146V228L145 229H147L146 231L143 229V230H141V232L140 231H137L136 229H138V228H134V225L132 224V225H130L129 223V226H132V228L134 229V230H136V231H134V230H128V228H127V224H126V229L127 230H122V227L120 226V227H118V228H114V225H116V224H113L112 226H110L109 225V227H106V225L103 227V225L104 224H102V222H99L100 224H102L101 225V227H99L98 225H100V224H98V225H94V226H98V227H89L90 225H88L87 226V224H84V222L86 221H83L82 222V219L81 218H83L82 216H84V218L83 219H88V218H91L92 219V217L94 218V216L95 215H93V213L90 215V216H92V217H85V215L86 216H89L88 214H90V212L87 214V213H85V212H88V211H86V209L82 212L81 211V217H79V216H77L78 215V213L80 212V210H83V209H80V210H78L77 208V211H79L78 213H73L74 211H76V210H72V209H75V207L74 208H72V209H70V210H72V211H70V212H72L73 214H74V217L75 218H78V219H76V224H75V221H74V224H75V226H70V223H68V227L70 226V229L69 230H65V231H67L66 233L64 232L63 234L61 233L58 237H54L53 235V237H51V234L50 235H48L47 233H46V235L45 236H47V237H49V238H45L44 236L43 237H41L40 239H38V240H36L35 239V241L32 243H30V242H25V243H23V242H21V243H23V245L21 244L20 246L22 247H19V248H21V251H19V248L17 249V253L18 252H20V254L19 255H16V259L13 261V262H11V260H9V264H146L145 263V261H144V259H146V257H148V256H150V254L151 253H153V252H155V258H156V261H157V258L159 257V259H160V257H161V255H162V259H163V256H165V259L166 258H168V263H167V261H165V259L164 260H162L161 261V259H160V261H161V263L160 264H162L163 263V261L164 262H166L167 264H264V213L262 212V211H264V181L263 182H261L262 181V179L264 180V172L262 171V173H261V175H262V178H257V177H260L259 175H257V173L256 174H254V178H253V173H255V172H253L252 174L250 173V169H249V171H246V173H245V170H243L244 171V173H242L243 174V176L244 175H246L247 173H248V175L247 176H245V178H243L242 177V179L244 180V179H246V180H249L248 181V186H249V183L250 184H253V181H252V179H255L256 178V180L259 182V180H260V182H261V184H260V186H259V183L257 182V181H255V187L253 186V188L255 189L256 187H257V185H258V187H257V189H256V191L252 188V186H251V188H248L247 187V189H251V190H247L246 189V186H245V188H243V190H244V193H245V195H247L246 193L248 192L249 193V196L247 195L246 197L248 198L247 200L248 201H245L244 199H246V197H245V195L243 194V196L241 195V193H239L238 192V190L237 189H239V191L240 190H242L241 188H242V186H243V184H242V186L240 187H235L234 185H236L237 184V186H238V183H239V181H241V183H243V182H245V183H247L246 181H243L240 177H241V171H237V170H239V169H236V168H239V166L240 167H242L243 165H244V167L243 168H245L246 170L248 169L247 167H245L246 166V163H248V161H250L249 159H246L247 157H248V154L247 155ZM16 155V154H15ZM13 156V154H11V156L9 155V157H7V162H5L4 161V159H5V157L4 156H0L1 158H0V161L3 163V162H5V166H6V163H7V165L9 164V162L11 161L10 160V158L12 159L13 157H16V156ZM20 155V154H19ZM18 155V156H19ZM76 155V154H75ZM129 155V154H128ZM135 155H137V154H135ZM135 155H133L134 156V158L133 159H135V158H138V156H136L135 157ZM139 155V154H138ZM149 155V156H150ZM159 156H160V154H158ZM172 155H174V156H172ZM221 155V154H220ZM30 156H28V157H30ZM34 156L36 157V158H34ZM66 156V155H65ZM159 156H157V157H159ZM191 156V158L193 157L192 155H190ZM189 156V157H190ZM219 156V155H218ZM224 156H225V154H224ZM247 156V157H246ZM20 158L19 159H17V158H14L13 159V161L12 162H10V166H11V169L13 168V170H14V167H16L15 168V170L18 168V169H20V170H18V171H20V175H18L17 173H15L14 174V171H12V174L14 175V177L17 179H21V177L20 176H23V178L21 179L22 181H23V179L24 178H26V177H24L25 175H26V173H27V175H29V173H30V170L33 172L34 170H35V172H33V173H30V176L28 177L29 179H31L32 178V176H33V174H35L36 172H37V169H38V171L39 172H37V173H39V174H41L42 173V171L43 170H45V172H46V170L48 169L49 171H51V168L49 169V168H46V169H44V167L42 168V170L40 169L41 167L40 166H43V165H40V164H38L37 165V163H36V161L35 162H33V163H31V161L29 162L27 159L25 160L24 158H21V156H19ZM25 157H27L26 155H25ZM44 157V158H43ZM56 157V156H55ZM73 157H76V156H73ZM77 157H78V155H77ZM77 157H76V159H77ZM80 157V156H79ZM153 157H155V156H153ZM211 157V158H212ZM220 158H221V156H219ZM223 157V156H222ZM246 157V158H245ZM2 158H4L3 160H2ZM47 158H49V159H47ZM110 158V157H109ZM147 158H148V156H147ZM162 158H163V161L165 160H167V159H164V157H160V158H158L159 159V163H158V159H156L157 160V162L156 163H158V164H160L161 162H163L162 161ZM185 158H186V160H187V158L188 157H184V156H182V159H184V161H185ZM194 158V157H193ZM199 158H201V157H199ZM209 158V157H208ZM214 158H215V160L217 161V157H213V160L212 161H214V162H216L215 160H214ZM228 158V159H229ZM21 159H24L25 160V165L24 166H26V164H28V167L29 168H26L27 170H28V172L27 171H25V173H24V169H23V167H21V168H19V166L18 165H14V164H18V163H16L17 162V160H20L21 161ZM40 158H38L37 160H39ZM42 159H40L39 161L40 162H38V163H43L41 160ZM63 158L61 159V160H64ZM75 159V160H76ZM97 159V158H96ZM144 159L146 160V157H144ZM10 160V161H9ZM15 160V161H14ZM23 160V161H24ZM49 160V161H48ZM99 160V159H98ZM112 160V161H111ZM111 160H108L109 162L111 161L113 164H114V162H115V160L113 161V159H112V157H111ZM206 160V159H205ZM222 160H223V158H222ZM9 161V162H8ZM78 161H79V159H78ZM79 161V162H80ZM200 161V160H199ZM227 161H225V158H224V162H226L227 163ZM255 161V162H254ZM14 162V163H13ZM53 162V161H52ZM109 162H108V164H107V161H106V163L104 162V163H102L101 165H103V164H105L104 165V168H107L106 167V164L108 165V167L110 166L111 167V165L110 164H112L111 162H110V164H109ZM140 162V163H139ZM188 162V161H187ZM186 162V163H187ZM201 162V161H200ZM218 162H220V161H218ZM259 162L261 163V164H259ZM30 163H31V166L32 167H34V168H31L30 169ZM51 163V162H50ZM177 163V162H176ZM184 163V162H183ZM211 164H212V162H210ZM221 163H222V161H221ZM14 165V167H13V165ZM157 164V165H158ZM180 164V163H179ZM209 164V163H208ZM20 165L22 166V162L20 163ZM56 165L54 166L53 165V163L51 164V166L50 167H56ZM81 165H83V166H81ZM145 165V166H144ZM156 165V166H157ZM180 165H182L183 166V164H180ZM261 166V169H260V166ZM38 166V167H37ZM78 166V167H77ZM81 166V167H80ZM112 166H114V165H112ZM139 165H138V168L140 167ZM141 166V167H142ZM160 166H161V164H160ZM214 166H215V164H214ZM7 167V166H6ZM36 167V168H35ZM40 167V168H39ZM46 167H49V163H48V166H46ZM92 167V168H93ZM100 167H102V166H100ZM110 167L108 168V170L110 171ZM130 167V168H129ZM141 167H140V169H141ZM146 167V169H151V168H147ZM215 167H217V165L215 166ZM228 167V166H227ZM8 168H10L9 167V165H8V167H7V169ZM137 168V169H138ZM155 168H159V165L157 166V167H155ZM203 168H204V165H203ZM214 168V167H213ZM222 168V167H221ZM224 168H226V167H224ZM228 168V169H229ZM22 169V170H21ZM25 169V170H26ZM30 169V170H29ZM53 169V168H52ZM103 168H101V170H102ZM113 169L115 170V167L114 168H112V173H113ZM115 170V172H117L118 170ZM134 169V170H135ZM137 169H136V171H137ZM176 169V168H175ZM178 169V168H177ZM217 169V168H216ZM216 169H214V170H216ZM236 169V170H235ZM241 169V168H240ZM254 169V170H253ZM264 169V168H263ZM53 170H56V168L55 169H53ZM88 170H89V172H88ZM107 170V171H108ZM161 170V169H160ZM253 170V171H252ZM6 171V170H5ZM17 170L15 171V172H18ZM70 171V172H69ZM82 171V172H81ZM104 171H106V169L104 170ZM103 171V172H104ZM106 171V172H107ZM124 170H122V171H120L121 173H123V174H121V173H119L118 172V174H121V176H123L124 174H126V173H124L123 172ZM138 171L140 172L141 170H139L138 169ZM144 170H142L141 171V173L143 172ZM169 172H170V170H168ZM242 171V172H243ZM22 172V173H21ZM44 172V173H45ZM80 173V177H79V174L77 175L76 173ZM88 172V174H85V173H87ZM114 172V173H115ZM139 172H137V173H139ZM195 172V171H194ZM230 172V173H229ZM36 173V174H37ZM50 173L52 174V175H54V176H52L51 175V178H50ZM75 173V174H74ZM90 173V174H89ZM95 173H96V175H95ZM111 172H107V173H105L104 172V176H102V177H105L104 179L106 180V178H107V180L108 179H110V178H112L113 176L112 175H109V177H108V175L107 174H110ZM111 173V174H112ZM113 173V174H114ZM130 173V175L132 174L131 172H129ZM136 173V174H137ZM141 173H139V174H141ZM167 173V172H166ZM171 173V172H170ZM196 173V172H195ZM194 173V176L196 175ZM10 175H12L11 174V172L9 173ZM16 174H17V176H16ZM22 174H24V175H22ZM35 174V175H36ZM45 174H47V175H44V174H42V175H44V179L46 178V180L48 181V179H47V177H45V176H48L49 175V179H52V178H55L56 180H58L56 177H57V175H56V173H52V171L51 172H46ZM61 174V175H62ZM82 174H84L85 175V177H84V175H83V177L81 176ZM107 176H106V175ZM116 174V173H115ZM135 174V173H134ZM135 174V175H136ZM217 174V173H216ZM12 175V176H13ZM26 175V176H27ZM32 175V176H31ZM64 175H62V176H64ZM2 176H3V174H2ZM37 176V175H36ZM64 176V177H65ZM125 176V175H124ZM129 176V175H128ZM169 176V175H168ZM193 175H192V178L194 177ZM251 176H252V179H251ZM255 176H257V177H255ZM4 177V176H3ZM13 177V178H14ZM35 177V176H34ZM38 177H40V176H38ZM64 177H63V179H64ZM101 177V179L103 180H101V183H103V185H101V183H100V185L102 186V187H104L103 189H105V186H106V184H105V186H104V179ZM114 177H115V180H116V177L117 176H115L114 175ZM118 177H120V176H118ZM126 177V176H125ZM124 177V178H125ZM130 177V176H129ZM129 177H127L128 179H129ZM132 177H133V175H132ZM131 177V178H132ZM134 177H136V180H137V176H134ZM138 177H139V175H138ZM169 177H171V176H169ZM226 177V178H227ZM232 178L233 180H231L230 178ZM10 178H11V176H10ZM13 178H12V180H13ZM28 178H26V179H24L25 181L27 180V181H29V183H30V181L33 183L34 182V184H36V182H35V180H37V179H34V180H29ZM42 178V180H44L43 179V177H41ZM40 178V179H41ZM121 179L120 180H123L122 178L123 177H120ZM140 178H144V180L146 179L145 177H141L140 176ZM140 178H138V179H140ZM197 178V177H196ZM195 177H194V179H196ZM241 179V180H238V179ZM7 179V181H8V178H6ZM83 179V180H82ZM93 179V180H92ZM113 179V178H112ZM141 179V180H142ZM19 180L17 181V182H19ZM20 180V182L19 183H22V181ZM55 180V181H56ZM75 180H73V181H75ZM106 180V181H107ZM111 180V179H110ZM110 180H109V182H110ZM131 180V179H130ZM129 180V181H130ZM193 180V179H192ZM191 180V181H192ZM234 180H237V183L235 184L233 181ZM7 181H6V183H7ZM47 181H45L46 183H47ZM72 180H70V182H73ZM117 182H119V179L117 178V180H116ZM125 181V180H124ZM123 181V182H124ZM128 181V180H127ZM128 181V182H129ZM139 181V180H138ZM136 182V181H134V183H140V181L139 182ZM146 181V180H145ZM194 181H196L197 182V179L196 180H194ZM194 181H192V183H194ZM212 181V180H211ZM219 181H220V178H219ZM243 181V182H242ZM252 181V182H251ZM13 182L14 181H12V184H13ZM16 182V185H17V187L19 186V185H21L22 186V184H19L18 185V183ZM24 182V181H23ZM48 182H51V181H48ZM89 182V183H88ZM91 182V183H90ZM97 182V183H98ZM122 182V181H121ZM123 182L121 183V184H123ZM131 182H133V181H131ZM155 182V181H154ZM4 183V182H3ZM4 184L3 186H4V189H6V191H7V188L10 186H6L7 184ZM55 183V182H54ZM57 183H58V181H57ZM85 183H86V186L87 187H85ZM88 183V184H87ZM96 183V182H95ZM107 184H108V181L106 182ZM112 183H113V181H112ZM256 183H257V185H256ZM27 185H28V183H26ZM25 184V185H26ZM56 184V183H55ZM70 184H72V183H70ZM92 185L93 186V188H90L88 185ZM94 184V183H93ZM116 184H120V183H116ZM115 184V181H114V185H116ZM128 184V183H127ZM184 184V183H183ZM186 184V183H185ZM240 184V183H239ZM24 185V184H23ZM25 185L23 186V187H25ZM33 185V184H32ZM59 185H61V184H56V186H58V187H55L56 188V190H57V188L58 189H61V188H59ZM99 185V183L98 184H95V188H96V186L97 187H101V186H98ZM111 184H108L106 187L108 188H110V192L109 193H111V186H110ZM125 185H126V183H125ZM128 185H131V184H128ZM127 185V187H129ZM135 185H137V184H135ZM167 185V184H166ZM179 185H181V183H179ZM187 185V184H186ZM241 185V184H240ZM29 186V185H28ZM43 186V185H42ZM91 186V187H92ZM131 186H133V185H131ZM7 187V188H6ZM14 187H16L15 186V184H14ZM14 187H10L11 189V192H13L12 191V189L13 190H15L14 189ZM16 187V188H17ZM35 187V186H34ZM54 187V186H53ZM60 187H62V186H60ZM63 187H65V184H64V186ZM79 187V186H78ZM78 187H76L77 188V193L75 194V192L74 191H72V192H74V193H72V192H70V190H69V192H70V194H72V196H74L73 194H75L76 196H78L77 194L79 193V196H81L80 194H83V195H86L87 194V191H85L84 193H80V192H78L79 190H78ZM117 187H119V186H117ZM116 187V188H117ZM122 188H123V186H121ZM120 187V188H121ZM167 187H169V186H167ZM174 187H175V185H174ZM203 187H204V185H203ZM235 187V188H234ZM260 187V188H259ZM27 188V187H26ZM43 188H45V186L43 187ZM47 188H49V186H47ZM52 188V187H51ZM66 188V187H65ZM68 188V187H67ZM74 189H76L75 187H73ZM108 188V189H109ZM114 189H116L115 188V186L113 187ZM120 188H119V190H120ZM121 188V189H122ZM176 188V187H175ZM179 188V187H178ZM181 188H183L182 186H181ZM184 188H185V186H184ZM184 188H183V190H184ZM212 188L214 189V190H212ZM237 188V189H236ZM3 189V190H4ZM18 189V190H17ZM16 190H17V192L18 193H16L15 191H14V193L15 194H19V188H17ZM21 189H23V188H21ZM34 189V188H33ZM36 189V188H35ZM40 189V188H39ZM73 189V190H74ZM92 189V190H91ZM108 189H107V191H108ZM131 189V188H130ZM133 189V188H132ZM219 189V190H218ZM232 189V190H231ZM9 190V191H10ZM24 190V192H25V189H23ZM23 190H22V192H23ZM30 190V189H29ZM38 190V189H37ZM49 190V189H48ZM62 190V189H61ZM68 190V189H67ZM86 190V189H85ZM91 190V191H90ZM94 190V191H93ZM106 190V189H105ZM113 190V189H112ZM127 190V189H126ZM195 190V189H194ZM206 190V192H207V190L208 189H205ZM231 191V193L232 192H234V193H232V195H231V193H229L228 191ZM253 190V191H252ZM27 191V190H26ZM40 191V190H39ZM51 191H52V189H51ZM51 191H49V193H53V192H51ZM60 191V190H59ZM58 191V192H59ZM63 191H64V188H63ZM83 191H84V189H83ZM93 191V192H92ZM114 191V190H113ZM235 191H236V193H235ZM252 191V192H251ZM21 192V191H20ZM31 191H29V192H25L26 194H28L29 193V196L30 197H28V195H24V194H22V195H24V197H25V199L28 197V199L27 200H25L24 199V197H22L24 200H25V202L26 201H28L29 199H32L33 198V196H34V198H33V200L35 201V199L36 198H38V197H40V196H38V194L36 195V198H35V195H34V192H35V190L32 192V193H30ZM42 192H43V190H42ZM62 192V191H61ZM61 192H59V194L61 193ZM66 192V191H65ZM68 192V191H67ZM66 192V194L68 195L69 193H67ZM116 192H118V190H116L115 191V193ZM133 192V191H132ZM191 192V191H190ZM241 192V191H240ZM261 192H262V195H261ZM36 193H38V191L37 192H35V194ZM40 193V192H39ZM43 193H45V192H43ZM42 193V194H43ZM46 193H48V192H46ZM46 193L45 194H43L42 196H44L45 197V195H46ZM55 193V192H54ZM153 193V192H152ZM192 193V192H191ZM205 193V192H204ZM203 193V194H204ZM229 193V194H228ZM243 193V192H242ZM251 193V194H250ZM55 194H57V193H55ZM113 194H114V192H113ZM213 194V193H212ZM238 194V195H237ZM20 195V194H19ZM31 195H33L32 196V198H31ZM49 195V197H50V194H47L46 195V197ZM53 195V194H52ZM62 195H63V192H62ZM67 195H65V196H67ZM82 195V196H83ZM123 193H122V197L121 198H124L123 197ZM171 195V194H170ZM191 195V194H190ZM241 195V196H240ZM38 196V197H37ZM54 196V195H53ZM61 196V194L60 195H58V197L57 196H55V197H57V199H58V202L59 201H61V198H60V200H59V197ZM100 196V195H99ZM108 196V195H107ZM112 196V195H111ZM179 196V197H178ZM187 196V195H186ZM210 196H211V194H210ZM43 197V198H44ZM54 197V198H55ZM117 197V196H116ZM139 197H140V195H139ZM171 197H172V195H171ZM170 197V198H171ZM184 197V196H183ZM182 197V198H183ZM188 198L190 197V196H187ZM197 197V196H196ZM206 197V196H205ZM212 197V196H211ZM224 197H225V195H224ZM226 197V198H227ZM244 197V198H243ZM20 198H21V196H20ZM41 198V197H40ZM40 198H38L37 200H40ZM50 198H52V197H50ZM164 198V197H163ZM202 198V197H201ZM48 199V198H47ZM46 199V200H47ZM66 199H67V197H66ZM114 200H115V198H113ZM117 200H118V198H116ZM120 199V198H119ZM169 199V198H168ZM186 199V198H185ZM204 199V198H203ZM250 199V200H249ZM19 200V199H18ZM33 200H29V201H31V202H33ZM52 199H50V201H51ZM108 200V199H107ZM178 200V199H177ZM189 200V199H188ZM202 200V199H201ZM200 200V201H201ZM20 201H22V200H20ZM41 201V200H40ZM48 201V200H47ZM55 201V200H54ZM53 200H52V203L54 202ZM164 201V200H163ZM184 201V200H183ZM189 201H191V199L189 200ZM194 201H195V199H194ZM193 201V202H194ZM30 202V204L32 205H35L34 203H31ZM38 202V201H37ZM36 202V203H37ZM44 202H45V200H44ZM56 202V201H55ZM65 202H67L66 200H65ZM64 202V200H63V204L61 205V204H54L53 203V205H55L54 206V208H55V211H54V213H52L51 215H53V214H55L56 212H57V210H59V209H61V208H58V209H56L57 207H58V205L61 207V206H63V207H65V205H67L68 206V209H69V206L70 205H72V203H74L75 204V202H67V204ZM117 202V201H116ZM170 202V203H171ZM182 202V201H181ZM202 202V201H201ZM200 202V203H201ZM203 202H204V200H203ZM212 202V203H211ZM46 203V202H45ZM49 203V202H48ZM48 203H46V204H48ZM61 203V202H60ZM65 203V204H64ZM70 203V204H69ZM77 203V202H76ZM112 203V202H111ZM118 203V202H117ZM163 203H165V202H163ZM174 203H173V207L175 206L174 205ZM185 203H186V201H185ZM22 204H23V202H22ZM26 204V203H25ZM30 204H28V205H30ZM51 204V203H50ZM50 204H48V206L50 207ZM69 204V205H68ZM82 204H84V203H82ZM100 204H102V203H100ZM113 204V203H112ZM111 204V205H112ZM115 204V203H114ZM172 204V203H171ZM194 204V206H195V203H192V205ZM14 205H15V203H14ZM21 205V204H20ZM19 204L17 205L16 204V206H17V208L20 210V208H22L20 211L22 212V211H25V210H23V209H25V208H23V205H21L20 206ZM32 205V206H33ZM57 205V206H56ZM116 205V204H115ZM119 205V204H118ZM167 205L169 206V207H171L172 205H170L169 203H167ZM192 205H191V208H192ZM206 205H208V204H206ZM16 206H15V208H16ZM19 206V207H18ZM27 206V205H26ZM47 206V205H46ZM47 206V207H48ZM177 206V207H178ZM37 207H39V206H37ZM42 207V206H41ZM77 207V206H76ZM117 207V206H116ZM17 208L16 209H14V210H17ZM33 208H35V211H33L34 209H32V208H30L31 210H32V212L33 213H31L30 211L31 210H29V212H30V215L31 214H34V215H36L35 214V212H36V206H34ZM88 208V207H87ZM107 208V207H106ZM105 207L103 208V209H105V211L106 210H108V208L106 209ZM165 208L167 209L168 207H166L165 206ZM175 208V207H174ZM174 208H169V209H172L173 211H174ZM191 208H190V210H191ZM28 209H29V207L27 208L26 207V211H28ZM39 209V208H38ZM48 209V208H47ZM51 209V208H50ZM95 209V208H94ZM93 209V210H94ZM98 209H101V207L99 206V208ZM115 209V208H114ZM176 209H179V207L178 208H176ZM181 209V208H180ZM196 209V208H195ZM203 209V210H202ZM43 210H45V209H43ZM171 210V211H172ZM192 210V211H193ZM207 210V209H206ZM20 211H16V213H18V212H20ZM39 211H41L40 209H39ZM51 212H53L52 211V209L50 210ZM60 211V210H59ZM59 211L57 212V214H58V216H59ZM61 211H62V209H61ZM60 211V212H61ZM66 211V210H65ZM91 211V210H90ZM111 212V210H108V213H110ZM162 210H160V212H161ZM163 211H165V210H163ZM162 211V212H163ZM192 211H191V213H192ZM21 212L20 213H18V215H20L21 214ZM29 212H25V214H27V215H24V212H23V214H21L22 215V217H20L19 216V218L21 219V221L22 220H24L25 221V223L27 222V220L28 219H26L27 217L30 219L31 217H32V220L33 219H37V218H35L33 215H31V217H29L30 215H28V213ZM38 212V211H37ZM116 212V211H115ZM132 212V211H131ZM130 212V213H131ZM162 212H161V214H162ZM166 212H167V210H166ZM42 213V215L44 214V212L42 211L41 212ZM64 212L62 211V214H63ZM72 213H70V214H72ZM82 213H83V215H82ZM101 213V212H100ZM99 213V214H100ZM103 213V212H102ZM108 213L106 212V214H107V216H108ZM123 213V212H122ZM129 213V214H130ZM147 213V212H146ZM153 213V212H152ZM151 213V214H152ZM39 213H37V215H38ZM62 214L59 216V217H62ZM64 214H66V212L64 213ZM67 214H68V212H67ZM66 214V215H67ZM72 214V215H73ZM76 214V215H75ZM80 214V213H79ZM94 214H96V213H94ZM105 214V215H106ZM112 214H114L113 212H112ZM133 214V213H132ZM151 214H150V216H151ZM160 214V213H159ZM168 214H171L170 216L172 217V215H175L176 213L174 212L173 214L172 213H168ZM46 215H50V213H45V217H46ZM163 215H165V214H163ZM199 215H201V214H199ZM26 218H25V217ZM68 216V215H67ZM98 216L99 215H96V218H98ZM130 216V215H129ZM128 216V217H129ZM130 216V217H131ZM149 216V215H148ZM158 216H160V215H158ZM157 216V217H158ZM175 216H177V217H179L178 215H175ZM184 216V218L183 219H186L187 217H185ZM24 217V218H23ZM34 217V218H33ZM47 217H49V219L52 217H50V216H47ZM58 217V218H59ZM110 217H113V216H110ZM110 217H105L106 218V220L107 219H110ZM115 217V216H114ZM129 217V218H130ZM160 217H162V218H164V216H160ZM69 218V217H68ZM96 218H95V220H96ZM100 218V220L99 219H97V220H99V221H102L103 220V218H101V217H99ZM129 218H127V220L125 219V221H128L129 220ZM148 218V217H147ZM152 218V216L150 217V219ZM153 218H155L157 221V225H158V221H160V220H158V218H156V217H154L153 216ZM173 218V217H172ZM186 219V220H188V221H191L192 219ZM55 219V218H54ZM74 219V218H73ZM131 219L129 220V221H131ZM149 219V220H150ZM179 219H181V221H178ZM179 219L177 218V221H178V232H179V234L178 235H180L181 233V230H182V228H180V225H182V224H179L180 222L181 223H184V222H182V221H184L181 217H179ZM31 220V219H30ZM28 221L30 224H32L31 222H33L34 223V221ZM40 220V219H39ZM77 220H79L78 222H77ZM89 220V219H88ZM93 221H94V219H92ZM91 220V221H92ZM106 220L104 219L103 221H104V223H106ZM111 220V219H110ZM115 220V219H114ZM143 220V221H144ZM153 220V221H152ZM152 220H150V221H152V222H154V219H152ZM23 221V222H24ZM36 221L37 220H35V223H36ZM52 221V220H51ZM90 221V220H89ZM108 221V220H107ZM123 222V223H126V222ZM128 221V222H129ZM135 223H134V222ZM162 221V220H161ZM170 221V220H169ZM174 221V220H173ZM188 221H186L185 222V224L188 222ZM193 221H192V223H193ZM28 222L26 223V225H30V224H28ZM67 222H69V221H67ZM66 222V223H67ZM72 222H73V220H72ZM94 222H96L97 223V221H94ZM110 222H112V223H115L113 220L112 221H110ZM109 222V223H110ZM145 222V221H144ZM168 222V221H167ZM34 223V224H35ZM42 223V222H41ZM55 223V222H54ZM85 223H87V222H85ZM96 223H94V224H96ZM112 223H110V224H112ZM170 223V222H169ZM189 223V222H188ZM188 223L186 224L187 226L186 227H188ZM89 224H91L90 222H89ZM106 224H108V223H106ZM120 224V223H119ZM160 224V223H159ZM184 224V225H185ZM23 225V224H22ZM36 225H37V223L34 225V227H33V230H34V228H36ZM124 225V224H123ZM166 225V224H165ZM177 225V224H176ZM184 225L183 226H181V227H184ZM24 226V225H23ZM32 226V225H31ZM30 226V227H31ZM108 226V225H107ZM159 226H162V223L159 225ZM169 226V225H168ZM171 226H174V225H170L169 227L171 228ZM189 226H190V223H189ZM27 226H25V228H26ZM65 227H67V224H66V226ZM68 227H67V229H68ZM117 227V226H116ZM124 227V226H123ZM158 227V226H157ZM156 227V228H157ZM193 227H195V225H194V223H193V226H190L189 227V229L190 230H193L192 228ZM200 227L201 226H199L198 228L200 229ZM121 228V229H120ZM125 228V227H124ZM154 228V226H152V229ZM168 228V227H167ZM170 228H168L169 230H167V231H170ZM175 228V227H174ZM173 228V229H174ZM176 228H177V226H176ZM38 229V228H37ZM54 229H55V227H54ZM66 229V228H65ZM130 229V228H129ZM181 229V230H180ZM200 229V230H201ZM59 230V229H58ZM139 230V229H138ZM172 230V229H171ZM184 230V229H183ZM198 230V229H197ZM196 230V231H197ZM27 231V230H26ZM29 231V230H28ZM57 231V230H56ZM142 231H144V232H142ZM157 231V230H156ZM159 231V230H158ZM43 232V231H42ZM42 232H41V234H42ZM186 232V231H185ZM193 232H195V231H193ZM51 233V232H50ZM197 233V232H196ZM33 234V233H32ZM192 234V233H191ZM195 235H197L198 236V234H195ZM30 236H31V234H30ZM33 236V235H32ZM181 236V235H180ZM189 236V235H188ZM200 237H202L201 235H199ZM198 236V237H199ZM21 237V236H20ZM184 237V236H183ZM187 237V236H186ZM194 237V236H193ZM24 238V237H23ZM23 238H22V240H23ZM33 238V237H32ZM188 238V237H187ZM30 239V238H29ZM34 239V238H33ZM195 239V238H194ZM24 240H26L25 238H24ZM185 240V239H184ZM187 240V239H186ZM204 242V241H203ZM1 243V242H0ZM5 243V242H4ZM28 243V244H27ZM195 243H196V241H195ZM3 243H1L0 245H2ZM24 244H26L25 246H24ZM194 244V243H193ZM197 244V243H196ZM5 245H6V243H5ZM5 246H1V248H4ZM156 251H159L158 253L160 254V256H156V254H158ZM158 254V255H159ZM153 261L155 262V259H153ZM149 264H151V263H149ZM152 264H153V262H152ZM156 264H157V262H156ZM165 264V263H164Z\"/></svg>",
    "mask_w": 264,
    "mask_h": 264
}]
</instances>
